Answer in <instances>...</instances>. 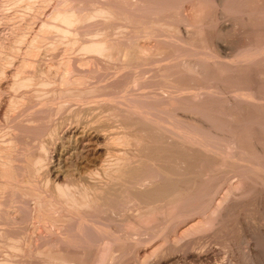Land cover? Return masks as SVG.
I'll use <instances>...</instances> for the list:
<instances>
[{
    "label": "rangeland",
    "instance_id": "1",
    "mask_svg": "<svg viewBox=\"0 0 264 264\" xmlns=\"http://www.w3.org/2000/svg\"><path fill=\"white\" fill-rule=\"evenodd\" d=\"M38 11H39V13H38ZM28 24H30L31 27ZM60 26H64V27H60ZM36 30H38V31H36ZM28 31L30 33H28ZM73 34H74V36H73ZM37 35L41 36V38ZM44 35L47 36L48 38L53 36L52 38H50V39H52V41L47 39V37H45ZM98 35L99 36L101 35V36L99 37ZM104 35H105V37H104ZM81 36H82V38H81ZM129 37H131V38H129ZM103 38L105 41L103 40ZM125 38H126V40L127 39L128 40L126 41ZM81 39H83V40H81ZM109 39H111V40H109ZM86 40H87V42H86ZM84 42H86V43H84ZM91 42L92 43L95 42V43H93V45L96 44V48H95V46L92 45ZM110 43H112V44H110ZM77 45H78V47H77ZM89 45H90V47H89ZM97 45H99V46H97ZM109 46L111 48H109ZM139 46L142 48L144 47V48L142 49ZM146 46H148V47H146ZM14 47H16V48H14ZM46 47L48 49V52H46L47 49H44ZM128 47H129V50H128ZM25 48H26V51H25ZM71 48H73V50ZM134 48H135V50H137L136 52H135V50H133ZM21 49H22V51L20 53L19 51ZM31 50H33V51L36 50L35 51L36 53L31 52ZM89 50H91V51H89ZM130 50L133 53L135 52V54H133ZM27 51L31 52V53L28 52L30 54V57L28 56ZM126 51H128L127 54L130 52L129 53L130 55H131V53L134 56L136 55L135 58L137 57L136 58L137 61L135 60L133 55L132 56L134 59L127 57L128 59H130L133 62L135 60L136 61V62H134L135 64L132 65V63H130V60L123 62V60L125 58L122 59L123 58L122 54L124 52L126 53ZM0 52H1V54H0V66L2 65L1 62L3 64H5L3 62V60H6L5 56L9 57L8 52L10 53L9 55H12L13 54L12 52H14L15 55H13L12 57H15V58L12 59L13 63L11 62L10 66H12V64H13L14 67L15 66L17 67L18 64L15 65V63L20 62L21 60H23L26 57H27L26 59H28V60H30V59L34 60L35 62H33V64H36L40 60L39 61L40 64L38 62L35 65V67L34 66L30 67V68H32V70H29L30 68L27 70L30 72L34 71L33 67L35 68V70H36V68L41 69V68H39V65H42V62H43L44 67L43 66H41V67H43L44 69L42 68V71L43 70L45 71L46 69H48V70H46V72L50 71L51 72L50 76H51V74H53V71L60 72L62 74V76H64L63 77L64 80L66 79V81L62 80V81H64V83H63L61 81V79L59 80V74L60 73L59 74L54 73L53 76L50 77V81L53 80L52 82L54 84L52 82L51 83L47 82V84L48 83L52 84V87H53V92H50V94H49V91H51V90L48 91V90L42 89L43 84L42 85L41 84H39V85L35 84L34 85L35 88L32 87L33 85L31 86L32 88L29 87V89L30 88L32 89V90H30V92L36 91V87H38V86H39V88L42 87V88H40L41 90L39 88H37V89H39V90H37V93L39 92L38 94H40L38 96L42 95L41 91H45V93L47 91L48 94L46 93V95H50L51 98L48 96L49 99L46 98L47 99L46 100L45 98H43V96L45 97L46 95H43L41 97H42V99L45 100V101L43 100L44 102L50 100V102L51 103L53 102V104H51V103L49 104V101H48V103L46 102V105H47L46 106L45 103L43 104L41 101L36 102V100L34 99L35 102L33 100H32L33 102L31 101L33 103V105L30 102L29 104L25 105V106H27V107H25L24 106L25 102H24V104H22V106L20 105L21 103L18 102L20 104L15 103L14 104L15 108H12V110H10V112L8 113L9 117H7L5 119H3V118L6 116L2 115V117H1L2 118V121H1L2 125H0V127H1L0 131L4 132L7 130L8 131L10 130V131L16 132L17 136H18V134H20L19 135L20 138L18 137L19 141H20L19 146H20V148L26 147L24 149H26V150L28 149L29 154H35L37 152V150L40 153L38 146H40L39 144H40L41 140H43L45 137L48 138L52 134L51 135L52 137L50 136L51 138L49 137L48 139L54 140V138L57 137V132H58V129H57V131L55 130V132H56V134H55L54 129H56L57 125L61 124V118H62L61 115H63L64 113H68L70 111V108H73L76 104L77 105L79 104V107H86V108L87 107H91V108L95 107L93 109H96V110H93L90 108V111L87 112L86 114L80 115V117L77 116L72 121H69V122H71V124L72 123L74 124L76 121H78V123H80V122L82 123V120H83L84 123H82V124L80 123L81 125H83V124L84 125H89V124L91 125V121H89V120L91 118H93V119H91L93 121L92 123H95V124L97 123L96 126H98V124L101 123V121H104V120L106 121V119H107L106 122H108L109 125L111 124L110 126H112L111 128H108L109 130H112V132L110 131L111 133L114 132L113 134L119 135L121 140L123 139L124 136L127 138L126 139L124 137L127 141L122 140L120 143H119V141L117 142L118 144H120V148L123 149V151H124L123 153H125V155H127V152L129 151L127 157H129L130 153H131L130 156H133L137 152V147L139 144L137 145L136 142L134 141V140L138 141V139H135V137H137V136H135L136 134H139L138 136L143 135V137L146 139L144 144L149 145V146H147V147H149V153L152 149L153 150L151 153H153V152H155L154 150H156V149H154V148H155V146L158 145V143H156L155 141H154L155 142L154 144L150 143V142H151L154 135L158 136L159 135L158 132L162 131L161 133L163 135L160 134V136H158V139H157V136H154V137H156L154 139H156L157 142H160L156 148L159 149L158 147L160 145H163V144H164V147H166V146L169 147V146L175 145L177 147H180V146L184 147L187 150L190 148L188 151L182 148L183 151H185V152H183L182 150L181 151L183 154L185 153V155H187V157L190 155L189 156L190 158L189 157L188 158H189V161L191 160L190 162L193 165V167H190L191 164L187 160L186 162L182 161V163H183V165L185 163L190 164V165L185 164V166H187L186 168H188V170L184 169L185 166H184V168L179 166L177 169H179L178 171H181L182 174H184V176L188 177V179H190V177H192L191 175L194 174L193 175L194 177H192V179H190L193 181V182L190 181V183H191V186H193V188H194V189L191 188V190L193 189V191H191L192 194L190 191L188 192L190 194L187 193L189 196H187V194L184 193V195L185 194L186 195L182 196V197H185V198H183V200L180 202L179 201L176 202V206H177V203L179 202L177 207L174 204L172 206V208H170L171 210H168L169 208L167 210H164V212L168 211L167 213L165 212V215H163L164 218L161 217L162 215L161 216L157 215L160 213L159 212V213H156L157 216L152 214L156 218H154V216H149L146 219L144 218L145 220L140 219V218H138V219L136 218L137 220H133L134 218H132L133 215H131V213L133 212L132 214H134L135 210H137V207L132 200L128 199L129 197L128 198L126 197L127 194L124 193L126 196L125 195H123V196H125L127 199H123L121 201V198H124V197H120L119 199H120L122 204L119 203L120 201L118 199L119 202L116 203V207H113L114 211L115 212L117 211L116 214H115V212H114V214L119 216V219H117L116 218L117 216H114L115 217L114 218L112 215V219L115 222L112 219H111V221H112V223L114 222L115 224H111V221L109 219V213L108 214L104 213L102 207H101L102 208L101 212H97L100 210V207L97 208L98 206L93 207V209H92V210H96V211H92L88 208L87 209L84 208L85 211L90 210L89 212L88 211L85 212L83 208H82L83 210H81V207H80V209H79V207L76 208V206L74 207L73 204H72V207L70 206V204H69V206H67V204L69 202L66 201V199L64 200V199L60 198V199H62V200H60L59 198H57L60 200L59 202H57L58 200L56 198L52 197V199L53 200L55 199L56 201L51 200V198L48 197L49 195L47 192L44 193L45 196L43 194L42 195L45 198L48 197L50 202L44 201L43 197H42L43 199L41 197H39L42 200L41 199L38 200V196H35V197L27 196L28 198H30L29 199L30 201L27 200L28 198H26L25 204L27 203V201H29L30 203H29V206H28V204H26V207L27 206L29 208L33 207L34 209L32 208V210H30L28 207L25 208L24 204H22L20 201L19 202H20L21 206H20V204H18L19 202L14 203L15 204V206H14V204H12V202L9 203V200H6L9 197L7 196L8 197L7 198L6 196H4L5 193L3 194V192L6 189L3 190V188H0V196H2V194L4 196V197L2 196L0 199V204H1L0 205V210H1L0 214H2V215H0V221L2 222V223L0 222V224L3 226V227L0 226V230H1L0 231V249L2 251H4L7 248V252H8L9 246L12 245V243L10 242V239L13 237V236H11V238H10L9 236L13 234L12 231H14V234H16L17 233L16 230L18 229L19 230L18 233L19 234L22 233L21 238H20V235L17 233L19 237L15 236L13 234L16 239H14V237L12 239H14L15 241L17 240L20 243V247H23L22 245H25V243H27V241H28V243L26 245H27V248L30 252H31V250L34 251V248L37 249L38 247L40 248V249L38 248L39 251L40 250L42 251L41 253L39 251L31 252V253H35V254H32V256L27 255L30 252L27 251V249L25 247L26 245L24 246V249H26L25 251L28 253H26V252H19V253L15 252L13 254V252L10 251L11 253L7 255L6 251H4L5 253H2V251L0 250V252H1L0 253V264H32V263L34 264L35 262H36L35 264H83V263L94 264L93 261L96 262L97 259H99L98 249H99L100 245H98V244L102 245V242H101L102 237H100V236H103V240H104L103 243H104L105 241L109 240V237L111 239L113 238L112 241H115L114 237H116L117 235H118L117 236L118 238H116L115 242L117 243V241H118V243L116 245V243L112 242L114 245H116V248L112 247L114 245L111 246V248L113 250L112 249L109 250L108 253H110V256H105V258H107L105 261H108L106 264H108L109 262L111 264H137V263H139V264H143V263L144 264H224V263L247 264L248 262L250 264H264V206H263V204H264V177H263L264 176L263 175L264 174V167H263L264 166V0H0ZM24 52H26L27 54H25ZM109 52H110V54H109ZM141 52H142V54H140ZM22 53H24L25 55ZM125 53H124V57H126L125 55H127ZM136 53L139 54V56L140 55L141 56L139 57ZM184 53H186V54H184ZM16 54H17V56H16ZM91 54L95 55V56H92ZM144 54L147 57L143 56ZM149 54H150V56H149ZM160 54H162V55H160ZM42 55H44V56L42 57ZM53 55H55V56H53ZM66 55H68V56H66ZM74 55H75V57H77L76 59H75ZM86 55H88V57ZM32 56H36V57H34V59H33ZM63 56H64V59H63ZM103 56H105L106 58ZM16 57H18V58L16 59ZM44 57H45V59H44ZM89 57H91L93 60L90 59ZM10 58H11V56H10ZM21 58H23V59H21ZM51 58H52V60H51ZM69 58L71 61L69 60ZM86 58L89 60H87ZM18 59H20V60H18ZM82 59H84V60H82ZM95 59H97V60H95ZM14 60H16V61L18 60V62L14 61ZM125 60H127V59H125ZM201 60H203V61H201ZM64 61L67 63L64 64L65 63ZM96 61H97V63H96ZM108 61H110V62H108ZM167 61H169V62H167ZM197 61H199V62H197ZM55 62H56V64H55ZM72 62H73V64H72ZM93 63H95V64H93ZM98 63H100L101 65ZM128 63L131 66H127ZM136 63H138V64H136ZM144 63H146V64H144ZM194 63L195 64L198 63V64L195 65ZM180 64H181V66H180ZM136 65H138L139 67ZM164 65H165V67H167L169 69L165 68ZM166 65H168V66H166ZM184 65H185V67H184ZM202 65L204 67H201ZM75 66L77 68L76 71L74 68ZM120 66L122 68H125L126 66L127 67L125 69H122ZM140 66H142V67L140 68ZM195 66H197V67H195ZM189 67H191V68H189ZM59 68H61V69H59ZM80 68H82V69H80ZM98 68L100 70H98ZM49 69H51V70H49ZM188 69H190V71H188ZM191 69H194L195 71L191 70ZM62 70L66 73L64 74V72ZM125 70H128V71H125ZM135 70L136 71L138 70L139 74H136ZM44 71L41 75H43L45 77L46 74L44 75ZM74 71L77 73H75ZM196 71H197V73H196ZM69 72L71 73L70 76H69V74H70ZM79 72L80 73L84 72L85 74L82 73V75H81ZM142 72H145V73H142ZM129 73H130V75L131 74L132 75L130 76ZM47 74H48V76H46V78L49 77L48 72H47ZM57 74H58V76H56ZM54 75L57 77V78L55 77V79H57L59 81L56 80V82H54L55 81ZM139 75H140V77L142 75V77L140 78ZM62 76H60V77L62 78ZM125 76H127V77H125ZM44 77H43V79H45ZM84 77H86L87 80ZM132 77L136 81H138L140 79L139 82L135 83V84L131 83V82H134L131 80ZM161 78H162V80H161ZM164 78H166V79H164ZM8 79H11V78L9 77ZM89 79H91V80H89ZM99 79H100V81H99ZM101 79L104 81L102 82ZM150 79H152V80H150ZM80 80H82V82H80ZM129 80H131L130 84L128 82ZM12 81H14V79H12ZM76 81L79 85L76 83ZM166 81L170 84H168V83H166L167 85L163 84ZM61 82H62V84H61ZM93 82H95V83H93ZM159 83H161V84H159ZM89 84H91V85H89ZM131 84H133L132 85L133 87L131 86ZM136 84H137V86H136ZM149 84H150V86H149ZM179 84H181V86H179ZM48 85H47V88L45 87V89L51 88V87L49 88L50 85L49 86ZM82 85H84L85 88ZM197 85H199V86H197ZM201 85H203V86H201ZM57 86H59L58 90L61 88V91L57 90ZM129 86H131L133 89ZM140 86H142V87H140ZM169 86H170V88H169ZM174 86H175V88H174ZM67 87H68V89H67ZM138 87L141 88V90L138 89ZM202 87H203V89H202ZM26 88L28 90V87H26ZM64 88H65V90H64ZM147 88H148V90H147ZM200 88H201V90H200ZM18 89L20 91V88H18ZM25 89H23V91L21 89L20 92L24 94ZM105 89H107V90H105ZM215 89H216V91H215ZM89 90H91V91H89ZM93 90H95V91H93ZM54 91H56V92H54ZM65 91H66V93H63ZM149 91H150V93H149ZM37 93L34 92L33 95L37 94ZM58 93L61 95L59 96ZM72 93H73V96H72ZM85 93H86V95L84 96ZM113 93H114V95H113ZM146 93H147V95L150 94L152 96V98L150 97V95L147 96ZM65 94H66V96H65ZM103 94H105V95H103ZM106 94H107V96H106ZM233 94H234V96H233ZM17 95L20 96V94H18V92H17ZM63 95H64V97H62ZM87 95H89L90 97H88ZM93 95H95L96 97ZM38 96L34 95L33 98H35V97L37 98ZM79 96H80V98H79ZM133 96H135V97H133ZM136 96L138 98H136ZM41 97L37 98V100H39ZM93 97H95V98H93ZM115 97H117V98H115ZM187 97L188 98L191 97V98H189V100H188ZM128 98H129V101H128ZM242 98H246L247 101L243 100ZM51 99L52 100L54 99V100L52 101ZM77 99H78V102H77ZM131 99H133V100H131ZM236 99H237V101H236ZM63 101H64V104H63ZM129 102H131L132 104ZM135 102L137 105L139 104L140 106L135 105ZM142 102H143V104H142ZM35 103H36V105H35ZM72 103L73 104L76 103V104L74 106H72L71 105ZM101 103L102 104L104 103V104L101 105ZM170 103L172 105H170ZM252 103H255V104H252ZM17 104L20 105L22 108H20V106H18ZM37 104H39V106ZM41 104H42V106H41ZM111 104L113 106L115 105L117 108H115V106L113 107ZM67 105L70 106V108L64 109L65 107L68 108ZM77 105H76V107H77ZM100 105H101V108L99 107ZM128 105H130V106H128ZM108 106H110V107H108ZM97 107L100 108L99 111H98ZM147 107L150 110L147 109L148 111L147 110L145 111V108H147ZM29 108H30V110H29ZM42 109H43V111H42ZM61 109H63V110H61ZM119 109H121V110H119ZM127 109L129 110L130 114L127 111ZM13 110L15 112H13ZM47 110L49 111V113ZM91 110H92V112H91ZM65 111H67V112H65ZM134 111H135V113H134ZM140 111H142V112H140ZM153 111H155V112H153ZM173 111H175V112H173ZM93 112H95V113H93ZM107 112H108V114L111 113L112 115L109 114V116H108ZM170 112L172 113V115ZM40 113H42V114H40ZM50 113H52V114H50ZM57 113H59V114H57ZM149 113H150V115H149ZM11 114H12V116H11ZM18 114H19V116H18ZM20 114H21V117H20ZM38 114H40V115H38ZM69 114H70V112H69ZM90 114H91V116H89ZM102 114H105V115L102 116ZM121 114L123 117H121ZM28 115H30V116H28ZM34 115H36V116H34ZM51 115L53 116V118H51L52 117ZM166 115H167V117H165ZM173 115H174V117H172ZM190 115H191L190 118L192 120L189 119ZM93 116H95L96 118ZM105 116L106 117L108 116V117L106 118ZM147 116L151 120L149 118H146ZM168 116L169 117L171 116V118H168ZM18 117H19V119H18ZM28 117H30L29 118L30 120L27 119ZM38 117H40V118H38ZM54 117H56V118H54ZM158 117H160V118L157 119ZM100 118H102V119L105 118V119L102 120ZM110 118L112 119V122L110 121L111 120ZM140 118L141 119L143 118L142 121ZM173 118H176V119H173ZM178 118H180L179 120H182L183 118L184 119L182 121H178ZM32 119H34V120H32ZM94 119H96V120H94ZM120 119H122V120H120ZM153 119L156 121H154ZM160 119H164V120L166 119V122L171 120V122H168L169 123L168 124L166 122H163L164 120H160ZM185 119L187 120L186 122H185ZM193 119L195 121L197 119L196 123L193 122L194 121ZM50 120H54L55 122L54 121L51 122ZM133 120H136V121L134 122ZM3 121H4V124H3ZM58 121H59V123H58ZM85 121H87V122H85ZM95 121H97V122H95ZM98 121H100V122H98ZM113 121L115 123H113ZM120 121H123L126 124V126L127 125L128 126L127 127L124 126L125 124L123 122L121 123ZM144 121H147V122L145 123ZM174 121H177V122H174ZM31 122H33V123H31ZM69 122H67V123H69ZM106 122H104V123H106ZM6 123H9V124H6ZM56 123H58V124H56ZM65 123H66V121H65ZM65 123H63V124L65 125ZM133 123H135V124L139 123V129H140L141 133L139 132V129L137 130L138 124L135 126V125H133ZM175 123H176V125H175ZM198 123L200 125H197ZM48 124H49V126H48ZM63 124H61V125H63ZM145 124L147 125V127L149 126L151 129L153 128V131L151 129H148V128L146 129V131H147L146 135H149V137L151 135L152 138L151 137L149 138L148 136L146 137L145 133L142 134V132L145 129L143 131H141L140 126L142 127V129L144 128V126L146 128ZM161 124H162V126H161ZM27 125L28 126L30 125L29 126L30 128ZM53 125H55V126H53ZM61 125L57 126V128H60ZM113 125H116V126H113ZM131 125H132V127H131ZM185 125H186V128H185ZM17 126H19V127H17ZM92 126H95V125H92ZM129 126L131 128H129ZM166 126H168V127H166ZM7 127H8V129H7ZM13 127H15V128H13ZM53 127H55V128H53ZM113 127L115 129H113ZM123 127H125V128H123ZM33 128H35V129H33ZM126 128H128V129H126ZM160 128H161V130H160ZM51 129L53 130L54 133H52V131H50ZM108 129H107V131H104V132L110 133ZM130 129H132V130H130ZM154 129H156L157 131L155 130L156 132H154ZM165 129H167L166 131H168L169 133L166 132ZM128 130H130L129 131L130 133H128ZM135 130L138 131L139 133L136 132ZM169 130H171V131H169ZM208 130L211 132H209ZM150 131L154 132V134L152 132L150 133ZM172 131H173V134L175 133L174 135L176 137L173 134H171ZM50 132H51V134H50ZM124 132L125 133L127 132V133L125 134ZM148 132H149V134H148ZM120 133H122V134H120ZM132 133L133 134L136 133V134L133 135ZM41 134H43V135H41ZM130 134L133 137L135 136L134 140L132 139L133 137ZM165 134H166V136H165ZM212 134H213V136H212ZM33 135H35V136H33ZM53 135L56 137H54ZM126 135L129 136L130 138H128ZM39 136H40V138H39ZM119 136H115V138L119 139ZM167 136H169V137L166 138ZM182 136L186 141L182 138ZM186 136H188V137H186ZM178 137H181L182 139L178 138ZM190 137H191V139H190ZM116 139H115V142L117 141ZM159 139H162V141H164V143L161 144V141ZM26 140H28V141H26ZM153 140H152V142H153ZM167 140L169 142L173 141V143L170 142L171 145L170 144L167 145L166 144L168 142ZM177 140H178V142L180 141L179 143L181 145L177 142ZM233 140L236 142H234ZM32 141H34V142H32ZM132 141H133V143H132ZM147 141H150V142L146 143ZM125 142H128L129 145H128V143L126 144ZM134 142H135L136 147H133ZM231 142H232V144H231ZM28 144L29 145L31 144L32 146L31 145L29 146ZM132 144H133V146H132ZM150 144H152V145L150 146ZM165 144H166V146H165ZM146 145H145V147H146ZM153 145H155V146H153ZM210 146H211V148H210ZM125 147H127V148H125ZM150 147H151V150H150ZM50 150L51 149H49V152H50ZM146 150H147V148H146ZM237 151H239V152H237ZM38 152L36 154H38ZM44 152L42 154L45 156L47 153L46 152L44 153ZM2 153H3V155H5V152H2ZM2 153L0 150V156L2 155ZM227 154H229V155L231 154L230 155L231 157H229V155H227ZM203 155H205L206 157ZM207 155H208V157H207ZM221 155H222V157H221ZM2 156L0 158V160H1L0 165H2L3 164L2 161H4L3 160L4 156H3V159H2ZM209 156H210L211 160H212V158L214 160L210 162ZM201 157H203V158H201ZM204 158L205 159L208 158L209 160L208 159L205 160ZM216 159H218L217 160L218 167H217V164H215ZM45 162L46 161H44V163H43L44 165L40 171H42L45 168V166H46ZM163 163H166V162H161V164L165 168L168 167L167 165L170 164L168 162L169 164L167 163L164 166ZM180 163L181 162H179L178 165H180ZM198 163H200V164H198ZM194 164H196V165H194ZM170 165H169V167H170ZM183 165H181V166H183ZM199 165H200V168H199ZM205 166H207V167L205 168ZM210 167H211V169H210ZM219 167L222 169H220ZM149 168L145 169V170H150L151 171L150 174L154 175L155 173L153 171H155V169L153 167H149ZM189 168H191V170L193 169V171H192L193 173H191ZM240 168H241V170H240ZM199 169H200V171H199ZM185 170L188 173L190 172L191 174L190 173L185 174ZM197 170L200 172V176H202V178L200 176H198L199 172H197ZM206 170L209 172H207ZM234 170H236V171H234ZM194 171L197 172L196 173L197 176L195 175ZM203 171L205 172L203 174L206 175V173H207L206 176L205 175L203 176V174H202ZM250 172H251V174H249ZM146 173L149 174L148 171ZM24 174L26 175V173H24ZM38 174H39V172H38ZM260 174H262V175H260ZM12 176H13V174H12ZM238 177H240V178H238ZM194 178L196 179L195 184H194V180H193ZM197 179H198V181H197ZM199 179H201V180L199 181ZM251 180H252V182H251ZM12 183H14V181H12ZM15 184L16 183L12 184L11 188H15ZM238 184H239V186H238ZM20 185H21V183H20ZM231 185H234V186H231ZM242 185H243V187H242ZM24 186H27V184L25 183ZM27 187L24 188L21 185V187H19V190H18V187H16V189L18 190V192L25 193V190H23V189H26V192H27V190L29 189ZM20 188H22V189H20ZM238 188H239V190H238ZM16 189H15V191H16ZM21 190H23V191H21ZM236 192H237V194H236ZM46 194L48 195L47 197H46ZM228 198H229V200H228ZM231 198H233V199H231ZM35 200H37V201H35ZM1 201L7 202L6 206H5V204H3L4 202L1 203ZM39 201H41V203H42V201L45 202L43 204L44 208L42 207V204ZM61 201H63V202H61ZM60 202L63 203L62 206H61ZM241 202H242V204L240 206ZM8 203H9V207L7 206ZM113 203L115 204V202H113ZM128 203H129V206H128ZM219 203H220V206H219ZM10 204H12L13 207L10 206ZM17 204H18V206H17ZM33 204H34V206H33ZM59 204H60V206H59ZM132 204H134L133 208H132ZM230 204H231V206H230ZM237 204H238V206H237ZM50 206H51V208H49ZM224 206H226V207H224ZM6 207H8V208H6ZM22 207H23V210H20V208H22ZM59 207H62V208H59ZM219 207H220V210H219ZM222 207L225 208V212H224V208L222 209ZM69 208H70V210H69ZM90 208H92V207H90ZM95 208H97V209H95ZM118 208H120V210ZM216 208H218V210H217L218 213L217 212L214 213V210ZM62 209H64V210L62 211ZM65 209H67V211ZM72 209L74 210V212ZM25 210H27L28 212ZM50 210L53 213H51ZM71 210H72L73 214L70 212ZM78 210H80L81 212L83 211L85 214L83 212H82L83 213L82 214ZM178 210L180 212H178ZM221 210L223 212L222 215H221ZM6 211L9 213V214L6 213V215H8V216L5 215ZM20 211L22 212V214ZM40 211L41 212L43 211L42 214L43 215L45 214V215L42 216ZM57 211H59V212L57 213ZM26 212H27V214H26ZM32 212H34L33 213L34 219L32 216ZM124 212H125V214H124ZM127 212L130 213V215H129V213L127 215L131 216L132 220L130 217L126 216V218L130 222H127V224H125L124 220H123V222L121 221V218L123 216V218L126 221L127 219L125 218V215ZM173 212H174L175 218L172 216ZM188 212H189V214H188ZM212 212H213V214H212ZM231 212H233V213H231ZM64 213H65V215H63ZM170 213H171V215H170ZM240 213H241V215H240ZM3 214H4V216H3ZM10 214H11V217L9 219ZM89 214H91V215L93 214V215L91 216ZM111 214L112 213H110V215ZM160 214H163V212H161ZM180 214H181V216H180ZM16 215H17V217H15ZM39 215L41 218L39 217ZM62 215H63V217H62ZM85 215H87V216H85ZM216 215L221 216V217L220 218L218 216L216 217ZM12 216H14V217L12 218ZM20 216H21V218L16 220ZM27 216H29L28 218L30 221L28 223H27L28 218L25 219ZM101 216H102V220H101ZM167 216L169 217V219ZM223 216H224V218H223ZM22 217H23V219H22ZM106 217L109 219L110 223L108 221H106L107 220ZM133 217H135V215ZM176 217H177V219H176ZM11 218H12V220L15 218L13 220V222H12ZM62 218H63V220H62ZM159 218L163 219L162 222ZM190 218H192V219H190ZM211 218L212 219L215 218V220H217L219 222L214 220L217 223L216 224L213 220H211ZM218 218H219V220H218ZM41 219H42V221H41ZM48 219H50V220H48ZM85 219H88L87 220L88 223L86 222ZM89 219H93V220H89ZM165 219L166 220L168 219V220L166 221ZM20 220L25 221V223L20 222V224L23 226H21V225L18 226L19 225L18 222ZM51 220H52V222H51ZM79 220L81 222L84 220V224H82L83 222L81 223L83 225L82 227H84V228H82V227L78 228V225L81 226V224H79L80 223ZM147 220H150V221H147ZM185 220H186V222H185ZM188 220L190 222H192L193 220H196V221L199 220L202 222V223H200L201 225L203 224V222H209V220H211L210 223H212V221L214 223H212V227L210 225H209L210 227H208V225H204V226L200 225L202 227L201 228L202 231H201V229H198L199 231L198 230L196 231L194 229V231H193L192 230L193 228L190 227L189 230H191L192 231L191 232L188 230V226L190 225V222ZM220 220H221V223H220ZM92 221L97 223V225L93 224ZM14 222L16 223V225L18 227L13 230L12 228H15V226H16L14 224ZM39 222H41V223H39ZM65 222L67 223L68 227H67ZM71 222L73 225L75 224L74 226L77 229V230L76 229L75 230L77 231V233H79V236L77 237V241H78V239L82 240L85 238V240H83V243H85V246H84L85 248L84 247L82 248V245H83V244L81 245L82 242L81 243L77 242V244L74 243V242H76V240L73 241V243L71 242L72 247L75 245H77L76 247L81 246V248H78L79 250L76 248L77 249V251H76V249H75V253H76L75 255L76 256H74V257H73L74 250L72 249L73 252L71 253L72 250L69 247L70 243L68 244V242H66L65 239L63 240L65 242V244L66 243L68 244V246L66 244V246H67L66 248H68V249H66L63 246L64 242L61 241V239H63V238H60V235H58L59 237H57V238L54 237V235H53V233L54 234H56V233L62 234L64 232L63 234L66 233L65 234L66 236L68 235V237H70V236L73 237V238H69V239H71V241L74 240L75 236L70 235V233L72 231H74V232H76V231L73 230L74 226L71 225ZM76 222H79V223L77 224ZM105 222H107V224H105ZM142 222H143V225L142 224H140V225H141V227L145 226L143 228L144 231L142 229H139V228H141L139 224H138L139 228L136 224H133V223H142ZM168 222L170 224H168ZM173 222H174V224H173ZM183 222H184V224H183ZM123 223H124V225H123ZM163 223H165V225H163ZM193 223H194V221H193ZM48 224L49 225L51 224L52 226L53 225L54 226L53 227L51 226V229L45 230L49 226ZM103 224H105V225H103ZM128 224H130V226ZM160 224H162V225H160ZM214 224L216 226H214ZM8 225H9L10 229H9ZM46 225H47V227H46ZM69 225H71V226H69ZM87 225H88V227H87ZM93 225H95V226H93ZM107 225H108V228H107ZM135 225L137 226L138 229L135 228L136 227ZM217 225H218V227H217ZM91 226H92V228H91ZM98 226H99V228H101L100 230L98 229ZM126 226L128 229H126ZM131 226H133V227H131ZM21 227H23V228L21 229ZM65 227H67L69 229H66ZM70 227H72V228H70ZM95 227H97L96 230L98 229V231L94 230ZM112 227L113 228L115 227V228L113 229ZM155 227H156V229H155ZM157 227H159V228L161 227V228L159 229ZM49 228H50V226H49ZM52 228H54V229H52ZM58 228L61 230H59ZM64 228L66 230H68L69 233L67 231H64L65 230ZM111 228H112V230H111ZM129 228H131V229H129ZM70 229H72V230H70ZM102 229L105 232H103ZM37 230H39V231H37ZM116 230H117V233H115ZM123 230H124V232H123ZM140 230H142V231H140ZM170 230L172 232H170ZM182 230H184V232L188 230L187 231L188 233L185 232L187 235ZM10 231H11V233H9ZM42 231H44L45 233ZM50 231L51 232L53 231V233H51ZM108 231H110V233L113 231H115V232L111 233V236H109L110 233H108ZM146 231L149 233L151 232L152 235L149 233H145ZM153 231H155V233ZM160 231L163 234H161ZM1 232H2V234H1ZM81 232H82V234H81ZM106 232L108 234H106ZM164 232H166V233H164ZM100 233H102V234H100ZM48 234H50L52 237H54V238L51 237L53 240L50 239V235H48ZM57 234L55 236H57ZM125 234H127V235H125ZM134 234H136L137 236H135ZM188 234H189V236H188ZM28 235L29 236L31 235L32 237L27 238ZM65 235H64V237H65ZM74 235H76V234H74ZM114 235H116V236H114ZM130 235H133V236L130 237ZM146 235L151 236V237L149 238ZM157 235H158V239H157ZM182 235H184V236H182ZM43 236L45 237V239L42 238ZM119 236L121 238H119ZM178 236H180V237H178ZM6 237H8V238H6ZM24 237H26L27 239ZM46 237L49 238L47 241H46V239H47ZM68 237H66V238H68ZM142 237H144L145 239L144 238H143L144 240L141 239ZM23 238L27 241L24 242ZM32 238L34 239L33 243H31ZM38 238H42L43 240L42 239L41 240L45 241V242L41 241L42 242V244H41L40 240L38 241ZM58 238H60V240H59L60 242L58 241ZM54 239L56 240L55 242H54ZM86 239H90V240H86ZM120 239L123 242L122 243L120 241L121 244L119 243ZM150 239H152V240H150ZM130 240H132V241H130ZM145 240H146V242H145ZM48 241H49V243H48ZM57 241L59 243H56ZM4 242H6V243H4ZM129 242H131L130 245L132 247H130ZM43 243H45V244H43ZM110 243H111V241H110ZM142 243H143V245H142ZM29 244L31 245V247L35 246V245H37V246L40 245V246H38L37 248L34 247L33 249H31ZM50 244L52 246L47 247V245H50ZM78 244H80V245H78ZM118 244H119V246H118ZM87 245H88V247H86ZM127 245H129V247H127ZM136 245H138V246H136ZM174 245H175V247H174ZM89 246H92V247H90V249H89ZM172 246L174 248H172ZM51 247H52V250H51ZM93 247H96V248H93ZM44 248H46V249H44ZM62 248H65V249L63 250ZM144 248L149 251V254L144 255L142 253V250ZM60 249H62V250H60ZM82 249L85 251V253L83 255H80L84 252V251H82ZM136 249H138V250H136ZM156 249H158V250H156ZM164 249H165V251H164ZM65 250L66 251L68 250V252L66 253ZM87 250L89 251L88 253H86ZM92 250H93V252H92ZM60 251H62V253H59ZM90 251L92 253H90ZM113 251H115V252L112 253ZM151 251L153 254L151 253ZM77 252H78V254H77ZM95 252H98V254ZM125 252L127 255H125ZM250 252H253V253L248 254ZM38 253H40V254H38ZM68 253H71V254H69L70 256H67ZM93 253H95V254H93ZM198 253H203V257H202L203 260L202 259L201 260H197V259L195 260V258H193V256L197 255ZM254 253H256V259L260 263L256 261L255 257H253L255 255ZM16 254H18V255H16ZM22 254H23V256H21ZM89 254H91V255H89ZM92 254H93V256L95 255V257H93ZM111 254H112V256H111ZM247 254L249 257L250 256L251 257L247 258L248 257ZM244 256L249 261L246 260L244 258ZM28 257H30V258L28 259ZM110 257H111V260H109ZM119 258H121V259H119ZM252 258H253V260L255 259L254 260L255 262L252 260ZM34 260H36V261H34ZM158 261H160V262H158ZM251 261H253V262L251 263ZM97 262H99V261H97ZM97 262L95 264H98Z\"/></svg>",
    "mask_w": 264,
    "mask_h": 264
},
{
    "label": "bare ground",
    "instance_id": "2",
    "mask_svg": "<svg viewBox=\"0 0 264 264\" xmlns=\"http://www.w3.org/2000/svg\"><path fill=\"white\" fill-rule=\"evenodd\" d=\"M56 8V7H55ZM65 11V10H64ZM63 12V11H62ZM38 13H39V11H38ZM61 13V12H60ZM51 15V14H50ZM36 16V15H35ZM44 16V15H43ZM48 17V16H47ZM49 22V21H48ZM30 23V22H29ZM47 23V22H46ZM51 23V22H50ZM24 25V24H23ZM29 26H30V24H28ZM32 25V24H31ZM56 25V24H55ZM59 25V24H58ZM57 25V26H58ZM20 26V25H19ZM28 26V27H29ZM43 26V25H42ZM31 27V26H30ZM33 27V26H32ZM60 27H64V26H60ZM22 29V28H21ZM33 29V28H32ZM17 30V29H16ZM39 30V29H38ZM38 30H36V31H38ZM45 30V29H44ZM26 31V30H25ZM6 32V31H5ZM48 32V31H47ZM25 33V32H24ZM23 33V34H24ZM27 33V32H26ZM28 33H30L29 31H28ZM78 33V32H77ZM39 34V33H38ZM41 34V33H40ZM54 34V33H53ZM81 34V33H80ZM30 35V34H29ZM46 35V34H45ZM44 35V36H45ZM27 36V35H26ZM37 36H39V35H37ZM73 36H74V34H73ZM99 36V35H98ZM101 36V35H100ZM99 36V37H100ZM32 37V36H31ZM40 38H41V36H39ZM45 37H47V36H45ZM53 37V36H52ZM52 37H50V38H52ZM55 37V36H54ZM104 37H105V35H104ZM108 37V36H107ZM138 37V36H137ZM50 38H48L47 37V39H49V40H51L52 41V39H50ZM65 38V37H64ZM68 38V37H67ZM81 38H82V36H81ZM129 38H131V37H129ZM101 39V38H100ZM106 39V38H105ZM81 40H83V39H81ZM80 40V41H81ZM103 40H104V38H103ZM109 40H111V39H109ZM125 40H126V38H125ZM128 40V39H127ZM126 40V41H127ZM9 41V40H8ZM27 41V40H26ZM40 41V40H39ZM55 41V40H54ZM58 41V40H57ZM75 41V40H74ZM93 41V40H92ZM98 41V40H97ZM96 41V42H97ZM105 41V40H104ZM108 41V40H107ZM106 41V42H107ZM37 42V41H36ZM49 42V41H48ZM65 42V41H64ZM63 42V43H64ZM86 42H87V40H86ZM86 42H84V43H86ZM89 42V41H88ZM123 42V41H122ZM2 43V42H1ZM10 43V42H9ZM55 43V42H54ZM73 43V42H72ZM77 43V42H76ZM92 43V42H91ZM93 43H95V42H93ZM93 43H92V45H93ZM109 43V42H108ZM139 43V42H138ZM4 44V43H3ZM57 44V43H56ZM80 44V43H79ZM89 44V43H88ZM105 44V43H104ZM107 44V43H106ZM110 44H112V43H110ZM39 45V44H38ZM123 45V44H122ZM140 45V44H139ZM147 45V44H146ZM16 46V45H15ZM48 46V45H47ZM56 46V45H55ZM93 46H95V48H96V44L95 45H93ZM97 46H99V45H97ZM142 46V45H141ZM145 46V45H144ZM3 47V46H2ZM57 47V46H56ZM73 47V46H72ZM77 47H78V45H77ZM89 47H90V45H89ZM122 47V46H121ZM140 47V46H139ZM146 47H148V46H146ZM10 48V47H9ZM14 48H16V47H14ZM85 48V47H84ZM106 48V47H105ZM109 48H111L110 46H109ZM140 48H142V47H140ZM144 48V47H143ZM142 48V49H143ZM24 49V48H23ZM44 49H47V47L46 48H44ZM72 50H73V48H71ZM131 49V48H130ZM141 49V50H142ZM153 49V48H152ZM30 50V49H29ZM50 50V49H49ZM55 50V49H54ZM67 50V49H66ZM92 50V49H91ZM91 50H89V51H91ZM126 50V49H125ZM124 50V51H125ZM128 50H129V47H128ZM133 50H135V48L133 49ZM145 50V49H144ZM151 50V49H150ZM6 51V50H5ZM11 51V50H10ZM14 51V50H13ZM21 51H22V49L19 51L20 53H21ZM25 51H26V48H25ZM36 50H31V52H35ZM45 51V50H44ZM98 51V50H97ZM131 51V50H130ZM137 50H135V52H136ZM139 51V50H138ZM146 51V50H145ZM31 53L30 51H27V53ZM40 52V51H39ZM46 52H48V49H47V51ZM45 52V53H46ZM53 52V51H52ZM55 52V51H54ZM62 52V51H61ZM66 52V51H65ZM64 52V53H65ZM112 52V51H111ZM119 52V51H118ZM127 52L128 51H126V53L125 54H127ZM132 52V51H131ZM135 52L133 53V54H135ZM143 52V51H142ZM142 52L140 53V54H142ZM161 52V51H160ZM185 52V51H184ZM197 52V51H196ZM5 53V52H4ZM13 54L12 55H9L10 53L8 52V56L9 57H6L5 56V58H6V60H3V62L5 63V64H3L2 62H1V66H0V125H2L1 124V121H2V115L3 116H6V117H4L3 119H5V118H7V117H9L8 115V113L10 112V110H12V108H15V106H14V104L15 103H18V102H20V103H18V104H20L21 106H22V104H24V102H25V104H24V106L25 105H27V104H29L32 100L35 102V100H36V102L37 101H41L43 104L45 103V105H46V102L48 103V101H49V104L51 103L50 102V100H48V101H46V102H44L45 100L44 99H42V97L41 96H43V95H46V93L48 94V92L46 91V93H45V91H41V93H42V95L41 96H38V95H40V94H38L37 93V90H39L40 88H42V87H40L39 88V86L38 87H36V91H34L35 93H37V94H34V95H36V96H38L37 98H39V97H41L39 100H37V98L35 97V98H33L34 97V95H33V91L32 92H30V90H32L31 88L32 87H34L35 88V84H43V88L42 89H44V90H51V91H49V94H50V92H53V87H52V84H50L52 81H50V77L51 76H53V74L54 73H60V72H55V71H53V74H51V76H50V71H47L48 73H49V77H47L46 78V76H48V74H47V72H46V70H48V69H46L45 71H44V75L46 74V76L44 77L43 75H41L42 73H43V71H42V68L44 67L43 66V62H42V65H39L40 64V60L38 61L39 62V68H41V69H37L36 68V70H35V65L38 63H36V64H33V62H35L34 60H28V59H26V58H21V59H23V60H21L20 62H18V60H20V59H18L17 61L16 60H14V61H16V62H18V63H15V65H17V67L15 66L14 67V65L12 64V66H10L11 64V62L13 63V61H12V59L13 58H15V57H12L13 55H15L14 54V52H12ZM19 53V54H20ZM25 54H27L26 52H24ZM24 53H22V54H24ZM28 53V56L30 57V54ZM36 53V52H35ZM41 53V52H40ZM44 53V52H43ZM58 53V52H57ZM87 53V52H86ZM124 53L122 54L123 55V58L122 59H127V60H123V62L124 61H129L130 59H128V58H132V59H134L135 58V56L131 53V55L128 53L127 55H125L126 57H124ZM144 53V52H143ZM150 53V52H149ZM153 53V52H152ZM0 54H1V52H0ZM24 54V55H25ZM53 54V53H52ZM56 54V53H55ZM59 54V53H58ZM68 54V53H67ZM75 54V53H74ZM81 54V53H80ZM109 54H110V52H109ZM137 54V53H136ZM147 54V53H146ZM184 54H186V53H184ZM201 54V53H200ZM40 55V54H39ZM49 55V54H48ZM69 55V54H68ZM68 55H66V56H68ZM92 55V54H91ZM134 56V58H133V56ZM138 56H139V54H137ZM159 55V54H158ZM160 55H162V54H160ZM10 56H11V58H10ZM16 56H17V54H16ZM44 55H42V57H43ZM53 56H55V55H53ZM61 56V55H60ZM78 56V55H77ZM87 57H88V55H86ZM90 56V55H89ZM92 56H95V55H92ZM91 56V57H92ZM141 56V55H140ZM139 56V57H140ZM143 56H146L145 54L143 55ZM149 56H150V54H149ZM202 56V55H201ZM25 57V56H24ZM33 57V59H34V57H36V56H32ZM71 57V56H70ZM74 57H75V55H74ZM91 57H89L90 59H92ZM97 57V56H96ZM103 57H105V56H103ZM128 57V58H127ZM147 57V56H146ZM4 58V57H3ZM2 58V59H3ZM18 57H16V59H17ZM57 58V57H56ZM77 57H75V59H76ZM80 58V57H79ZM106 58V57H105ZM137 58V57H136ZM136 58H135V60H136ZM144 58V57H143ZM153 58V57H152ZM165 58V57H164ZM203 58V57H202ZM44 59H45V57H44ZM63 59H64V56H63ZM72 59V58H71ZM81 59V58H80ZM79 59V60H80ZM87 59V58H86ZM139 59V58H138ZM150 59V58H149ZM37 60V59H36ZM50 60V59H49ZM51 60H52V58H51ZM50 60V61H51ZM55 60V59H54ZM69 60H70V58H69ZM82 60H84V59H82ZM87 60H89V59H87ZM93 60V59H92ZM95 60H97V59H95ZM134 60V62H136ZM193 60V59H192ZM197 60V59H196ZM227 60V59H226ZM49 61V62H50ZM68 61V60H67ZM71 61V60H70ZM73 61V60H72ZM75 61V60H74ZM150 61V60H149ZM194 61V60H193ZM201 61H203V60H201ZM65 62V61H64ZM69 62V61H68ZM84 62V61H83ZM108 62H110V61H108ZM116 62V61H115ZM122 62V63H123ZM133 61H131L130 60V63H132V65L133 64H135ZM141 62V61H140ZM167 62H169V61H167ZM174 62V61H173ZM186 62V61H185ZM197 62H199V61H197ZM67 62H65L64 64H66ZM71 63V62H70ZM87 63V62H86ZM90 63V62H89ZM96 63H97V61H96ZM101 63V62H100ZM100 63H98V64H100ZM119 63V62H118ZM126 63V62H125ZM152 63V62H151ZM150 63V64H151ZM181 63V62H180ZM183 63V62H182ZM189 63V62H188ZM187 63V64H188ZM201 63V62H200ZM45 64V63H44ZM55 64H56V62H55ZM69 64V63H68ZM72 64H73V62H72ZM71 64V65H72ZM80 64V63H79ZM93 64H95V63H93ZM103 64V63H102ZM136 64H138V63H136ZM144 64H146V63H144ZM149 64V63H148ZM195 64V63H194ZM196 64H198V63H196ZM195 64V65H196ZM226 64V63H225ZM46 65V64H45ZM53 65V64H52ZM70 65V66H71ZM81 65V64H80ZM79 65V66H80ZM101 65V64H100ZM124 65V64H123ZM127 65V64H126ZM140 65V64H139ZM200 65V64H199ZM211 65V64H210ZM32 66H34L33 67V69H34V71H28L27 69H29L30 67H32ZM41 66H43V67H41ZM50 66V65H49ZM48 66V67H49ZM57 66V65H56ZM96 66V65H95ZM127 66H131V65H129V63H128V65ZM126 66V67H127ZM135 66V65H134ZM133 66V67H134ZM136 66H138V65H136ZM143 66V65H142ZM142 66H140V68L142 67ZM160 66V65H159ZM166 66H168V65H166ZM170 66V65H169ZM180 66H181V64H180ZM224 66V65H223ZM12 67V68H11ZM14 67V68H13ZM38 67V66H37ZM51 67V66H50ZM66 67V66H65ZM69 67V66H68ZM72 67V66H71ZM70 67V68H71ZM82 67V66H81ZM101 67V66H100ZM121 67V66H120ZM119 67V68H120ZM125 67V68H126ZM139 67V66H138ZM162 67V66H161ZM164 67H165V65H164ZM163 67V68H164ZM184 67H185V65H184ZM195 67H197V66H195ZM201 67H204L203 65L201 66ZM200 67V68H201ZM206 67V66H205ZM239 67V66H238ZM237 67V68H238ZM241 67V66H240ZM53 68V67H52ZM55 68V67H54ZM69 68V69H70ZM73 68V67H72ZM75 68V71L77 70V68H76V66L74 67ZM86 68V67H85ZM84 68V69H85ZM93 68V67H92ZM107 68V67H106ZM122 68V67H121ZM125 68H122V69H125ZM137 68V67H136ZM158 68V67H157ZM165 68H167V67H165ZM187 68V67H186ZM189 68H191V67H189ZM44 69V68H43ZM59 69H61V68H59ZM68 69V70H69ZM80 69H82V68H80ZM133 69V68H132ZM155 69V68H154ZM167 69H169V68H167ZM196 69V68H195ZM231 69V68H230ZM27 70V71H26ZM29 70H32V68H30ZM49 70H51V69H49ZM74 70V69H73ZM79 70V69H78ZM87 70V69H86ZM98 70H100L99 68H98ZM118 70V69H117ZM131 70V69H130ZM143 70V69H142ZM141 70V71H142ZM164 70V69H163ZM191 70H194V69H191ZM63 71V70H62ZM74 71V72H75ZM83 71V70H82ZM88 71V70H87ZM93 71V70H92ZM97 71V70H96ZM125 71H128V70H125ZM136 71V70H135ZM146 71V70H145ZM171 71V70H170ZM188 71H190V69H188ZM195 71V70H194ZM208 71V70H207ZM28 72V73H27ZM30 72V73H29ZM46 72V73H45ZM64 72V71H63ZM71 72V71H70ZM69 72V73H70ZM130 72V71H129ZM133 72V71H132ZM140 72V71H139ZM169 72V71H168ZM184 72V71H183ZM27 73V74H26ZM66 72H64V74H65ZM68 73V72H67ZM75 73H77V72H75ZM80 73V72H79ZM82 73H84V72H82ZM82 73H80L81 75H82ZM119 73V72H118ZM142 73H145V72H142ZM196 73H197V71H196ZM58 74L56 75V76H58ZM61 74V73H60ZM59 74V80L61 79V81L62 80H64V76H62V74L60 75ZM85 74V73H84ZM110 74V73H109ZM136 74H139L138 73V70L136 71ZM209 74V73H208ZM39 75V76H38ZM71 75V73L69 74V76ZM91 75V74H90ZM98 75V74H97ZM101 75V74H100ZM119 75V74H118ZM129 75H130V73H129ZM132 75V74H131ZM130 75V76H131ZM135 75V74H134ZM144 75V74H143ZM167 75V74H166ZM55 75H54V82H56V80L57 79H55V77H56ZM60 76H62V78L60 77ZM68 76V75H67ZM155 76V75H154ZM11 78V79H8V78ZM43 77L45 78V79H43ZM72 77V76H71ZM78 77V76H77ZM111 77V76H110ZM118 77V76H117ZM125 77H127V76H125ZM139 77H140V75H139ZM141 77H142V75H141ZM140 77V78H141ZM146 77V76H145ZM163 77V76H162ZM203 77V76H202ZM57 78V77H56ZM69 78V77H68ZM85 79H86V77H84ZM89 78V77H88ZM112 78V77H111ZM133 78V77H132ZM131 78V80L132 81H134V82H131V83H138L139 82V80L138 81H136L134 78L132 79ZM171 78V77H170ZM204 78V77H203ZM12 79H14V81H12ZM52 79V78H51ZM79 79V78H78ZM137 79V78H136ZM164 79H166V78H164ZM189 79V78H188ZM59 80H57V81H59ZM87 80V79H86ZM89 80H91V79H89ZM102 80V79H101ZM110 80V79H109ZM124 80V79H123ZM131 80H129L128 82H129V84H130V81ZM146 80V79H145ZM150 80H152V79H150ZM161 80H162V78H161ZM168 80V79H167ZM64 81H66V79L64 80ZM64 81H62L63 83H64ZM85 81V80H84ZM99 81H100V79H99ZM104 80H102V82H103ZM126 81V80H125ZM136 81V82H135ZM142 81V80H141ZM172 81V80H171ZM180 81V80H179ZM47 82H50V83H48L47 84ZM62 82H61V84H62ZM73 82V81H72ZM79 82V81H78ZM80 82H82V80H80ZM114 82V81H113ZM127 82V81H126ZM53 83V82H52ZM71 83V82H70ZM76 83H77V81H76ZM93 83H95V82H93ZM166 83H168L167 81L165 82V83H163V84H165V85H167ZM180 83V82H179ZM194 83V82H193ZM45 84V85H44ZM49 86V88L50 89H45V87L47 88V85ZM54 84V83H53ZM56 84V83H55ZM67 84V83H66ZM72 84V83H71ZM78 84V83H77ZM82 84V83H81ZM159 84H161V83H159ZM168 84H170V83H168ZM175 84V83H174ZM33 85V86H32ZM79 85V84H78ZM89 85H91V84H89ZM128 85V84H127ZM133 84H131V86H132ZM148 85V84H147ZM177 85V84H176ZM32 86V87H31ZM63 86V85H62ZM82 86H84V85H82ZM93 86V85H92ZM131 86H129V87H131ZM135 86V85H134ZM136 86H137V84H136ZM149 86H150V84H149ZM148 86V87H149ZM161 86V85H160ZM179 86H181V84H179ZM185 86V85H184ZM192 86V85H191ZM197 86H199V85H197ZM201 86H203V85H201ZM24 87V88H23ZM26 87H28V90H27V88ZM29 87H31L30 89H29ZM58 87L59 86H57V90H58ZM73 87V86H72ZM99 87V86H98ZM133 87V86H132ZM131 87V88H132ZM140 87H142V86H140ZM144 87V86H143ZM147 87V86H146ZM155 87V86H154ZM162 87V86H161ZM164 87V86H163ZM166 87V86H165ZM18 88H20V91H21V89H22V91H23V89H25V93L23 94V93H21L20 91H19V89ZM33 88V89H34ZM37 88H39V89H37ZM80 88V87H79ZM84 88H85V86H84ZM117 88V87H116ZM124 88V87H123ZM169 88H170V86H169ZM174 88H175V86H174ZM188 88V87H187ZM56 89V88H55ZM54 89V90H55ZM63 89V88H62ZM67 89H68V87H67ZM82 89V88H81ZM97 89V88H96ZM102 89V88H101ZM133 89V88H132ZM135 89V88H134ZM138 89H140L141 90V88H139L138 87ZM162 89V88H161ZM177 89V88H176ZM182 89V88H181ZM186 89V88H185ZM191 89V88H190ZM202 89H203V87H202ZM41 90V89H40ZM60 91H61V88L59 89ZM58 90V91H59ZM64 90H65V88H64ZM70 90V89H69ZM76 90V89H75ZM105 90H107V89H105ZM114 90V89H113ZM125 90V89H124ZM143 90V89H142ZM147 90H148V88H147ZM146 90V91H147ZM157 90V89H156ZM175 90V89H174ZM200 90H201V88H200ZM207 90V89H206ZM211 90V89H210ZM29 91V92H28ZM89 91H91V90H89ZM93 91H95V90H93ZM117 91V90H116ZM134 91V90H133ZM132 91V92H133ZM138 91V90H137ZM170 91V90H169ZM178 91V90H177ZM176 91V92H177ZM181 91V90H180ZM215 91H216V89H215ZM218 91V90H217ZM17 92H18V94H20V96L19 95H17ZM20 92V93H19ZM44 92V93H43ZM54 92H56V91H54ZM72 92V91H71ZM74 92V91H73ZM123 92V91H122ZM135 92V91H134ZM152 92V91H151ZM194 92V91H193ZM206 92V91H205ZM208 92V91H207ZM62 93V92H61ZM63 93H66V91L65 92H63ZM62 93V94H63ZM90 93V92H89ZM120 93V92H119ZM149 93H150V91H149ZM160 93V92H159ZM178 93V92H177ZM181 93V92H180ZM234 93V92H233ZM22 94V95H21ZM59 94V93H58ZM116 94V93H115ZM139 94V93H138ZM170 94V93H169ZM179 94V93H178ZM183 94V93H182ZM241 94V93H240ZM61 94H59V96H60ZM75 95V94H74ZM86 95V93L84 94V96ZM102 95V94H101ZM103 95H105V94H103ZM112 95V94H111ZM113 95H114V93H113ZM142 95V94H141ZM146 95H147V93H146ZM148 95H150V94H148ZM147 95V96H148ZM154 95V94H153ZM162 95V94H161ZM50 97V95H46L45 97L43 96V98H48L49 99V97ZM65 96H66V94H65ZM72 96H73V93H72ZM82 96V95H81ZM83 96V97H84ZM88 97H90L89 95H87ZM93 96H95V95H93ZM106 96H107V94H106ZM109 96V95H108ZM146 96V97H147ZM233 96H234V94H233ZM242 96V95H241ZM248 96V95H247ZM54 97V96H53ZM52 97V98H53ZM62 97H64V95L62 96ZM68 97V96H67ZM70 97V96H69ZM75 97V96H74ZM77 97V96H76ZM96 97V96H95ZM95 97H93V98H95ZM121 97V96H120ZM127 97V96H126ZM133 97H135V96H133ZM141 97V96H140ZM150 97L152 98V96L150 95ZM163 97V96H162ZM220 97V96H219ZM236 97V96H235ZM253 97V96H252ZM251 97V98H252ZM32 98V99H31ZM51 98V97H50ZM55 98V97H54ZM59 98V97H58ZM79 98H80V96H79ZM82 98V97H81ZM101 98V97H100ZM103 98V97H102ZM115 98H117V97H115ZM136 98H138L137 96H136ZM158 98V97H157ZM173 98V97H172ZM177 98V97H176ZM188 98V97H187ZM189 98H191V97H189ZM189 98H188V100H189ZM240 98V97H239ZM250 98V97H249ZM35 99V100H34ZM60 99V98H59ZM58 99V100H59ZM64 99V98H63ZM73 99V98H72ZM75 99V98H74ZM83 99V98H82ZM92 99V98H91ZM97 99V98H96ZM127 99V98H126ZM134 99V98H133ZM133 99H131V100H133ZM206 99V98H205ZM243 100H245V101H247L246 100V98H242ZM258 99V98H257ZM44 100V101H43ZM47 100V99H46ZM52 100V99H51ZM54 100V99H53ZM52 100V101H53ZM57 100V101H58ZM76 100V99H75ZM99 100V99H98ZM142 100V99H141ZM159 100V99H158ZM175 100V99H174ZM232 100V99H231ZM239 100V99H238ZM250 100V99H249ZM254 100V99H253ZM32 101V102H33ZM72 101V100H71ZM110 101V100H109ZM128 101H129V98H128ZM152 101V100H151ZM154 101V100H153ZM236 101H237V99H236ZM255 101V100H254ZM23 102V103H22ZM28 102V103H27ZM31 102V103H32ZM40 102V103H41ZM67 102V101H66ZM77 102H78V99H77ZM76 102V103H77ZM85 102V101H84ZM99 102V101H98ZM119 102V101H118ZM241 102V101H240ZM243 102V101H242ZM259 102V101H258ZM55 103V102H54ZM61 103V102H60ZM59 103V104H60ZM76 103H72L71 105L72 106H74ZM111 103V102H110ZM115 103V102H114ZM121 103V102H120ZM129 103H131V102H129ZM138 103V102H137ZM145 103V102H144ZM256 103V102H255ZM255 103H252V104H255ZM17 104V105H18ZM48 104V105H49ZM51 104H53V102L51 103ZM57 104V103H56ZM63 104H64V101H63ZM67 104V103H66ZM85 104V103H84ZM100 104V103H99ZM104 104V103H103ZM102 103H101V105H103ZM132 104V103H131ZM142 104H143V102H142ZM148 104V103H147ZM174 104V103H173ZM257 104V103H256ZM259 104V103H258ZM20 105H18V106H20ZM32 105H33V103H32ZM31 105V106H32ZM35 105H36V103H35ZM38 106H39V104H37ZM77 105V104H76ZM76 105L73 107V108H70V106H68V108H64V109H69L70 108V114H69V112L68 113H64L63 115H61L62 116V118H61V124H63V123H65V121H66V123H65V125L63 126V125H61V124H59V125H61V127L60 128H57V126H59V125H57L56 126V129H54V132H55V130L57 131V129H58V132H57V137L56 136H54L55 134H56V132H55V134L53 135L54 137H56V138H54V140H50V139H48L52 134H51V132H50V136L47 138V137H45L43 140H41V142H40V146H38L39 147V151H40V153L38 152V150H37V152H38V154H29V152H28V149L26 150V149H24V148H26V147H21L20 148V141H19V135L20 134H18V136H17V134H16V132H13V131H4L3 129V131L4 132H2V131H0V150H1V153L2 152H5V155H3V153H2V155L4 156V159H3V156H2V159L4 160V161H2V165H0V188H3V190H5L4 192H3V194H4V196H8L7 198L8 199H6V200H9V203L10 202H12V204H14V203H18L19 201L22 203V204H24V207L25 208H27L28 206H29V199L30 198H28L27 196H32V197H35V196H38V200L39 199H41L42 197L44 198H42L44 201H47V202H50L49 201V199H48V197H50L51 198V200H53L52 199V197H54V198H62V199H66V201H68L69 203L67 204V206H69V204H70V206L72 207V204H73V206L75 207L76 206V208H78L79 207V209H80V207H81V210H83L84 208L85 209H90V210H92L93 209V207H97V208H99L100 207V210L99 211H97V212H101V209L103 208V212L104 213H109V219H110V221H111V219H112V215H113V217L114 216H117V215H115L116 214V212L114 211V209H113V207H116V203L117 202H119L120 201V197H124V198H121V201L123 200V199H127L128 197V199L129 200H132L133 202H134V204L136 205V207H137V210H135V212H134V214H132L131 213V215H135V217H133L132 216V218H134L133 220H137L138 218H140V219H146V218H148L149 216H154V215H156V213H161V212H163V214H157V215H162L161 217L162 218H164V216L163 215H165V212H164V210H167L168 208V210H171L170 208H172V206L175 204V206H176V202L177 201H182L183 200V198H185V197H182V196H185L189 191L191 192V191H193V186H191V183H190V181H192V180H190V179H192V177H194L193 175L194 174H192L191 176L192 177H190V179H188V177H186V176H184V174H182V172L181 171H178L179 169H177L179 166L180 167H182V168H184V166H185V164L186 165H190L191 164V160L189 161V158L187 157V155H185V153L183 154L182 153V151H183V149H185L184 147H181L180 145V141L178 142V140H177V142L180 144L179 146L181 147H177V146H175V145H172V146H166V144L168 145V144H170L171 145V143L170 142H172L173 143V141H168L166 144H165V146L166 147H164V144L163 145H160L158 148L159 149H157L156 147L159 145V143L160 142H157L156 141V139H154V138H156V137H154V136H157V135H154L153 136V138L151 137V135H150V137L152 138V140H153V142H152V140H151V142L150 141H147L146 143H148V142H150V143H158V145L157 146H155V145H153V146H155V148L154 149H156V150H154L155 152H153V153H151L152 152V150H151V147H150V153H149V147H147V146H149V145H146V144H144V142H145V138L143 137V135H141V136H138L139 134H133V135H135V136H137V137H135V139H138V141L137 140H134V137L132 138L135 142H136V144L138 145V147H137V152H136V154L135 155H133V156H130L131 155V153H130V155H129V157H127V155H128V153H129V151L127 152V155H125V153H123L124 151H123V149L122 148H120V144H118L117 142L119 141V143L122 141V140H125V141H127L124 137H123V139L121 140L120 139V136L119 135H115V134H113V133H111L112 132V130H109L108 128H111L112 126H110L109 125V123L108 122H106L107 121V119H106V121L104 120V119H102V118H100V119H102V120H104V121H101V123H99L98 124V126H96L97 125V123L95 124V123H92L93 121L91 120V119H93V118H91L89 121H91V125L89 124V125H81L82 123H84L83 122V120H82V123L80 124V123H78V121H76L74 124L72 123L71 124V122H69V121H72L75 117H77V116H79L80 117V115H83V114H86L87 112H89L90 111V108L91 107H79V104L77 105V107H76ZM93 105V104H92ZM101 105L99 106L100 108H101ZM112 105V104H111ZM110 105V106H111ZM135 105H137L136 104V102H135ZM139 105V104H138ZM137 105V106H138ZM146 105V104H145ZM149 105V104H148ZM170 105H172L171 103H170ZM20 106V108H22ZM41 106H42V104H41ZM40 106V107H41ZM47 106V105H46ZM58 106V105H57ZM56 106V107H57ZM96 106V105H95ZM110 106H108V107H110ZM113 106V105H112ZM115 106V105H114ZM113 106V107H114ZM128 106H130V105H128ZM132 106V105H131ZM140 106V105H139ZM147 106V105H146ZM235 106V105H234ZM25 107H27V106H25ZM36 107V106H35ZM51 107V106H50ZM54 107V106H53ZM93 107V106H92ZM99 107H97L98 108V111H99ZM104 107V106H103ZM107 107V108H108ZM134 107V106H133ZM55 108V107H54ZM63 108V107H62ZM93 108H95V107H93ZM93 108H91V109H93ZM115 108H117L116 106H115ZM119 108V107H118ZM122 108V107H121ZM137 108V107H136ZM167 108V107H166ZM28 109V108H27ZM32 109V108H31ZM123 109V108H122ZM139 109V108H138ZM137 109V110H138ZM144 109V108H143ZM147 109H149L148 107L147 108H145V111L147 110ZM160 109V108H159ZM158 109V110H159ZM163 109V108H162ZM23 110V109H22ZM29 110H30V108H29ZM49 110V109H48ZM47 110V111H48ZM53 110V109H52ZM61 110H63V109H61ZM93 110H96V109H93ZM114 110V109H113ZM119 110H121V109H119ZM140 110V109H139ZM150 110V109H149ZM154 110V109H153ZM19 111V110H18ZM21 111V110H20ZM42 111H43V109H42ZM124 111V110H123ZM127 111L129 112V110L127 109ZM143 111V110H142ZM142 111H140V112H142ZM148 111V110H147ZM167 111V110H166ZM177 111V110H176ZM13 112H15L14 110H13ZM33 112V111H32ZM39 112V111H38ZM65 112H67V111H65ZM91 112H92V110H91ZM153 112H155V111H153ZM173 112H175V111H173ZM187 112V111H186ZM189 112V111H188ZM12 113V112H11ZM25 113V112H24ZM28 113V112H27ZM37 113V112H36ZM45 113V112H44ZM48 113H49V111H48ZM61 113V112H60ZM93 113H95V112H93ZM98 113V112H97ZM96 113V114H97ZM104 113V112H103ZM114 113V112H113ZM127 113V112H126ZM134 113H135V111H134ZM167 113V112H166ZM171 113V112H170ZM13 114V113H12ZM12 114H11V116H12ZM26 114V113H25ZM33 114V113H32ZM40 114H42V113H40ZM40 114H38V115H40ZM50 114H52V113H50ZM56 114V113H55ZM57 114H59V113H57ZM107 114H108V112H107ZM109 114H111V113H109ZM109 114H108V116H109ZM117 114V113H116ZM129 114H130V112H129ZM138 114V113H137ZM136 114V115H137ZM142 114V113H141ZM152 114V113H151ZM156 114V113H155ZM182 114V113H181ZM193 114V113H192ZM44 115V114H43ZM69 115V116H68ZM103 115H105V114H102V116ZM112 115V114H111ZM125 115V114H124ZM135 115V114H134ZM139 115V114H138ZM143 115V114H142ZM145 115V114H144ZM149 115H150V113H149ZM171 115H172V113H171ZM175 115V114H174ZM174 115L172 116V117H174ZM194 115V114H193ZM15 116V115H14ZM18 116H19V114H18ZM28 116H30V115H28ZM34 116H36V115H34ZM52 116V115H51ZM88 116V115H87ZM89 116H91V114L89 115ZM88 116V117H89ZM96 116V115H95ZM95 116H93V117H95ZM101 116V115H100ZM99 116V117H100ZM107 116V117H108ZM156 116V115H155ZM239 116V115H238ZM20 117H21V114H20ZM50 117V116H49ZM98 117V116H97ZM106 117V116H105ZM106 117V118H107ZM121 117H123L122 116V114H121ZM128 117V116H127ZM141 117V116H140ZM157 117V116H156ZM161 117V116H160ZM160 117H158L157 119H159ZM165 117H167V115L165 116ZM179 117V116H178ZM188 117V116H187ZM191 117V115L189 116V119H191L190 118ZM235 117V116H234ZM15 118V117H14ZM25 118V117H24ZM30 117H28L27 119H29ZM38 118H40V117H38ZM51 118H53V116L51 117ZM54 118H56V117H54ZM58 118V117H57ZM96 118V117H95ZM119 118V117H118ZM135 118V117H134ZM145 118V117H144ZM146 118H149L148 116L146 117ZM168 118H171V116L169 117L168 116ZM197 118V117H196ZM205 118V117H204ZM203 118V119H204ZM229 118V117H228ZM18 119H19V117H18ZM46 119V118H45ZM111 119V118H110ZM109 119V120H110ZM141 119V118H140ZM139 119V120H140ZM143 119V118H142ZM142 119H141V121H142ZM150 119V118H149ZM156 119V118H155ZM167 119V118H166ZM166 119L164 120V119H160V120H164L163 122H166ZM173 119H176V118H173ZM180 118H178V121H182V120H179ZM188 119V120H189ZM209 119V118H208ZM13 120V119H12ZM24 120V119H23ZM30 120V119H29ZM32 120H34V119H32ZM80 120V119H79ZM94 120H96V119H94ZM98 120V119H97ZM108 120V121H109ZM117 120V119H116ZM119 120V119H118ZM120 120H122V119H120ZM125 120V119H124ZM145 120V119H144ZM151 120V119H150ZM154 120V119H153ZM168 120V119H167ZM192 120V119H191ZM194 120V119H193ZM206 120V119H205ZM7 121V120H6ZM42 121V120H41ZM51 122L52 121H54V120H50ZM88 121V120H87ZM87 121H85V122H87ZM111 122H112V119L110 120ZM109 121V122H110ZM131 121V120H130ZM129 121V122H130ZM134 122L136 121V120H133ZM138 121V120H137ZM154 121H156V120H154ZM187 120L185 119V122H186ZM196 121H197V119H196ZM196 121L194 120L193 122L194 123H196ZM231 121V120H230ZM242 121V120H241ZM24 122V121H23ZM43 122V121H42ZM46 122V121H45ZM55 122V121H54ZM67 122H69V123H67ZM95 122H97V121H95ZM98 122H100V121H98ZM104 122H106V123H104ZM110 122V123H111ZM121 123L123 122V121H120ZM126 122V121H125ZM145 123L147 122V121H144ZM168 122H171V120H169ZM168 122H166V123H168ZM174 122H177V121H174ZM191 122V121H190ZM202 122V121H201ZM10 123V122H9ZM9 123H6V124H9ZM31 123H33V122H31ZM47 123V122H46ZM58 123H59V121H58ZM58 123H56V124H58ZM108 123V124H107ZM113 123H115L114 121H113ZM124 123V122H123ZM128 123V122H127ZM140 123V122H139ZM139 123H133V125H137L138 124V126H137V130L139 129ZM152 123V122H151ZM150 123V124H151ZM179 123V122H178ZM182 123V122H181ZM184 123V122H183ZM3 124H4V121H3ZM11 124V123H10ZM28 124V123H27ZM43 124V123H42ZM55 124V125H56ZM125 124V123H124ZM123 124V125H124ZM160 124V123H159ZM169 124V123H168ZM180 124V123H179ZM193 124V123H192ZM232 124V123H231ZM234 124V123H233ZM237 124V123H236ZM12 125V124H11ZM10 125V126H11ZM15 125V124H14ZM17 125V124H16ZM26 125V124H25ZM32 125V124H31ZM40 125V124H39ZM52 125V124H51ZM55 125H53V126H55ZM92 125H95V126H92ZM120 125V124H119ZM130 125V124H129ZM146 125V124H145ZM164 125V124H163ZM173 125V124H172ZM175 125H176V123H175ZM196 125V124H195ZM197 125H200L199 123L197 124ZM7 126V125H6ZM23 126V125H22ZM21 126V127H22ZM28 126V125H27ZM30 126V125H29ZM28 126V127H29ZM48 126H49V124H48ZM113 126H116V125H113ZM122 126V125H121ZM124 126H126V124L124 125ZM128 126V125H127ZM126 126V127H127ZM144 126V125H143ZM161 126H162V124H161ZM180 126V125H179ZM16 127V126H15ZM15 127H13V128H15ZM17 127H19V126H17ZM33 127V126H32ZM118 127V126H117ZM120 127V126H119ZM131 127H132V125H131ZM130 126H129V128H131ZM164 127V126H163ZM162 127V128H163ZM166 127H168V126H166ZM170 127V126H169ZM178 127V126H177ZM234 127V126H233ZM10 128V127H9ZM23 128V127H22ZM25 128V127H24ZM30 128V127H29ZM46 128V127H45ZM53 128H55V127H53ZM123 128H125V127H123ZM135 128V127H134ZM140 128H141V131H143L144 129V131L142 132V134L143 133H145V135H146V133H147V131H146V129L148 128V129H151L149 126L147 127V125H146V128H145V126H144V128L142 129V127L140 126ZM172 128V127H171ZM179 128V127H178ZM185 128H186V125H185ZM0 129H1V127H0ZM5 129V128H4ZM7 129H8V127H7ZM27 129V128H26ZM33 129H35V128H33ZM32 129V130H33ZM39 129V128H38ZM48 129V128H47ZM107 129L109 130V132L110 133H105L104 131H107ZM113 129H115L114 127H113ZM118 129V128H117ZM126 129H128V128H126ZM170 129V128H169ZM6 130V129H5ZM18 130V129H17ZM125 130V129H124ZM123 130V131H124ZM130 130H132V129H130ZM130 130H128V133H130L129 131ZM152 131H153V128L151 129ZM156 129H154V132H156L155 131ZM160 130H161V128H160ZM167 129H165V131H166ZM178 130V129H177ZM187 130V129H186ZM189 130V129H188ZM200 130V129H199ZM205 130V129H204ZM16 131V130H15ZM34 131V130H33ZM44 131V130H43ZM50 131H52V133H54L53 132V130L51 129ZM114 131V130H113ZM116 131V130H115ZM118 131V130H117ZM120 131V130H119ZM122 131V130H121ZM127 131V130H126ZM136 131V130H135ZM146 131V132H145ZM152 131H150V133L152 132ZM169 131H171V130H169ZM207 131V130H206ZM209 131V130H208ZM30 132V131H29ZM28 132V133H29ZM39 132V131H38ZM37 132V133H38ZM132 132V131H131ZM134 132V131H133ZM136 132H138V131H136ZM139 132H140V129H139ZM138 132V133H139ZM154 132H152L153 134H154ZM162 132V131H161ZM160 131L158 132L159 133V135L158 136H160V134L161 135H163L162 133H161ZM166 132H168V131H166ZM201 132V131H200ZM209 132H211V131H209ZM32 133V132H31ZM30 133V134H31ZM43 133V132H42ZM45 133V132H44ZM125 133V132H124ZM127 133V132H126ZM125 133V134H126ZM141 133V132H140ZM169 133V132H168ZM178 133V132H177ZM181 133V132H180ZM23 134V133H22ZM40 134V133H39ZM38 134V135H39ZM117 134V133H116ZM120 134H122V133H120ZM148 134H149V132H148ZM156 134V133H155ZM171 134H173V131L171 132ZM175 134V133H174ZM173 134V135H174ZM27 135V134H26ZM32 135V134H31ZM41 135H43V134H41ZM49 135V134H48ZM179 135V134H178ZM183 135V134H182ZM22 136V135H21ZM30 136V135H29ZM28 136V137H29ZM33 136H35V135H33ZM115 136H119V139H116L115 138ZM127 136V135H126ZM149 137V135H146V137ZM158 136H157V139H158ZM165 136H166V134H165ZM175 136V135H174ZM195 136V135H194ZM209 136V135H208ZM212 136H213V134H212ZM19 137V138H18ZM38 137V136H37ZM52 137V136H51ZM50 137V138H51ZM128 138H130L129 136H127ZM149 137V138H150ZM169 136H167L166 138H168ZM176 137V136H175ZM186 137H188V136H186ZM206 137V136H205ZM39 138H40V136H39ZM118 138V137H117ZM122 138V137H121ZM148 138V139H149ZM178 138H181V137H178ZM182 138H183V136H182ZM181 138V139H182ZM197 138V137H196ZM224 138V137H223ZM226 138V137H225ZM28 139V138H27ZM115 139L117 140L116 142H115ZM184 139V138H183ZM190 139H191V137H190ZM212 139V138H211ZM214 139V138H213ZM25 140V139H24ZM32 140V139H31ZM34 140V139H33ZM39 140V139H38ZM131 140V139H130ZM160 141H161V144L162 143H164V141H162V139H159ZM185 140V139H184ZM194 140V139H193ZM217 140V139H216ZM26 141H28V140H26ZM35 141V140H34ZM34 141H32V142H34ZM129 141V140H128ZM155 141V142H154ZM176 141V140H175ZM174 141V142H175ZM186 141V140H185ZM197 141V140H196ZM200 141V140H199ZM205 141V140H204ZM212 141V140H211ZM234 141V140H233ZM135 142H134V146H133V144H132V146L133 147H136L135 146ZM139 142V143H138ZM191 142V141H190ZM206 142V141H205ZM234 142H236V141H234ZM117 143V144H116ZM126 144L128 143V142H125ZM132 143H133V141H132ZM230 143V142H229ZM231 144H232V142H231ZM237 144V143H236ZM29 145V144H28ZM27 145V146H28ZM31 145V144H30ZM29 145V146H30ZM128 145H129V143H128ZM131 145V144H130ZM145 145H146V147H145ZM152 144H150V146H151ZM186 145V144H185ZM241 145V144H240ZM32 146V145H31ZM36 146V145H35ZM175 146V147H174ZM184 146V145H183ZM196 146V145H195ZM233 146V145H232ZM235 146V145H234ZM34 147V146H33ZM122 147V146H121ZM190 147V146H189ZM205 147V146H204ZM207 147V146H206ZM125 148H127V147H125ZM132 148V147H131ZM146 148H147V150H146ZM183 148V149H182ZM210 148H211V146H210ZM209 148V149H210ZM213 148V147H212ZM49 149H51L50 150V152H49ZM134 149V148H133ZM190 149V148H189ZM188 149V150H189ZM182 150V151H181ZM185 150H187V149H185ZM187 150V151H188ZM196 150V149H195ZM208 150V149H207ZM215 150V149H214ZM213 150V151H214ZM231 150V149H230ZM46 152L47 154L44 156L42 153L43 152ZM209 151V150H208ZM234 151V150H233ZM258 151V150H257ZM33 152V151H32ZM44 152V153H45ZM134 152V151H133ZM148 152V153H147ZM183 152H185V151H183ZM192 152V151H191ZM195 152V151H194ZM200 152V151H199ZM202 152V151H201ZM210 152V151H209ZM230 152V151H229ZM237 152H239V151H237ZM49 153V154H48ZM228 153V152H227ZM189 154V153H188ZM196 154V153H195ZM220 154V153H219ZM222 154V153H221ZM244 154V153H243ZM227 155H229V154H227ZM231 155V154H230ZM229 155V157H231ZM242 155V154H241ZM1 156H0V158H1ZM203 156H205V155H203ZM239 156V155H238ZM247 156V155H246ZM245 156V157H246ZM133 157V158H132ZM192 157V156H191ZM194 157V156H193ZM206 157V156H205ZM207 157H208V155H207ZM219 157V156H218ZM221 157H222V155H221ZM243 157V156H242ZM201 158H203V157H201ZM199 159V158H198ZM205 159V158H204ZM208 159V158H207ZM207 159H205V160H207ZM210 159V160H209ZM209 161L211 162V161H213L214 159L212 158V160H211V158H210V156H209ZM246 159V158H245ZM167 160V161H166ZM189 161L190 162V164H188V163H185L184 165H183V163H182V161ZM201 160V159H200ZM217 160L218 159H216V163L215 164H217ZM239 160V159H238ZM19 161V162H18ZM44 161H46L45 162V168L42 170V171H40L41 169H42V167H43V163H44ZM193 161V160H192ZM195 161V160H194ZM197 161V160H196ZM0 162H1V160H0ZM161 162H166V163H163L164 164V166L168 163L169 165H170V167H169V165H167L168 167H163V165L161 164ZM179 162H181L180 163V165H178V163ZM198 162V161H197ZM200 162V161H199ZM204 162V161H203ZM228 162V161H227ZM248 162V161H247ZM193 163V162H192ZM230 163V162H229ZM258 163V162H257ZM197 164V163H196ZM196 164H194V165H196ZM198 164H200V163H198ZM204 164V163H203ZM211 164V163H210ZM214 164V163H213ZM212 164V165H213ZM181 165H183V166H181ZM202 165V164H201ZM210 166V165H209ZM221 166V165H220ZM149 167H153L154 169H155V171H153L155 174L153 175V174H150L151 173V169L149 168ZM187 166H185V168L184 169H186V170H188V168H186ZM189 167V166H188ZM190 167H193V165L191 164L190 165ZM195 167V166H194ZM207 166H205V168H206ZM217 167H218V164H217ZM224 167V166H223ZM260 167V166H259ZM264 167V166H263ZM150 169V170H145V169ZM199 168H200V165H199ZM220 168V167H219ZM244 168V167H243ZM190 169V171H191V173H193L192 171H193V169L191 170V168H189ZM210 169H211V167H210ZM214 169V168H213ZM220 169H222V168H220ZM224 169V168H223ZM250 169V168H249ZM153 170V169H152ZM185 170V174H189L187 171ZM219 170V169H218ZM240 170H241V168H240ZM252 170V169H251ZM262 170V169H261ZM149 172V174H147L146 172ZM199 171H200V169H199ZM198 170H197V172H199ZM207 171V170H206ZM234 171H236V170H234ZM258 171V170H257ZM260 171V170H259ZM263 171V170H262ZM261 171V172H262ZM38 172H39V174H38ZM187 172V173H186ZM195 172V175H196V171H194ZM207 172H209V171H207ZM255 172V171H254ZM24 173H26V175L24 174ZM190 173V174H191ZM203 173H205L204 171L202 172V174ZM243 173V172H242ZM256 173V172H255ZM12 174H13V176H12ZM201 174V175H202ZM214 174V173H213ZM249 174H251V172L249 173ZM205 174H203V176H204ZM206 175H207V173H206ZM205 175V176H206ZM259 175V174H258ZM260 175H262V174H260ZM264 175V174H263ZM197 176V175H196ZM198 176H200V172H199V175ZM213 176V175H212ZM217 176V175H216ZM223 176V175H222ZM225 176V175H224ZM240 176V175H239ZM242 176V175H241ZM18 177V178H17ZM201 178H202V176H200ZM264 177V176H263ZM20 178V179H19ZM222 178V177H221ZM238 178H240V177H238ZM261 178V177H260ZM219 179V178H218ZM252 179V178H251ZM262 179V178H261ZM194 180V184H195V181H196V179L194 178L193 179ZM201 179H199V181H200ZM203 180V179H202ZM12 181H14V183H16L15 184V188H11V186H12V184H14V183H12ZM16 181V182H15ZM197 181H198V179H197ZM204 181V180H203ZM193 182V181H192ZM251 182H252V180H251ZM258 182V181H257ZM256 182V183H257ZM20 183H21V185L25 188V187H27V188H29L28 190H27V192H26V189H23V190H25V193H21V192H18V190H19V187H21V185H20ZM26 183L27 184V186H24V184ZM242 183V182H241ZM261 183V182H260ZM251 184V183H250ZM246 185V184H245ZM255 185V184H254ZM253 185V186H254ZM231 186H234V185H231ZM238 186H239V184H238ZM249 186V185H248ZM16 187H18V190L16 189ZM242 187H243V185H242ZM191 188H193L192 190H191ZM15 189H16V191H15ZM20 189H22V188H20ZM245 189V188H244ZM249 189V188H248ZM23 190H21V191H23ZM238 190H239V188H238ZM48 193V195L46 194V197L47 198H45L44 196V193ZM226 192V191H225ZM246 192V191H245ZM127 194V196L125 195V194ZM184 193H186L185 195H184ZM247 193V192H246ZM3 194H2V196H3ZM44 196H43V195ZM188 194H190V193H188ZM187 194V196H189ZM191 194H192V192H191ZM215 194V193H214ZM236 194H237V192H236ZM239 194V193H238ZM123 195H125V196H123ZM226 195V194H225ZM245 195V194H244ZM2 196H0V199H1V197ZM3 196V197H4ZM228 196V195H227ZM232 196V195H231ZM230 196V197H231ZM246 196V195H245ZM248 196V195H247ZM39 197H41V198H39ZM238 197V196H237ZM243 197V196H242ZM26 198H28L27 200H29V201H27V203L26 204H28V206L26 207V204H25V200H26ZM37 198V197H36ZM182 198V199H181ZM245 198V197H244ZM41 199V200H42ZM57 199L58 201L57 202H59L60 200H62V199ZM118 199H119V201H118ZM181 199V200H180ZM187 199V198H186ZM223 199V198H222ZM231 199H233V198H231ZM3 200V199H2ZM5 200V199H4ZM63 200V201H64ZM228 200H229V198H228ZM241 200V199H240ZM245 200V199H244ZM35 201H37V200H35ZM53 201H56L55 199L53 200ZM52 201V202H53ZM63 201H61V202H63ZM121 201L119 202V203H121ZM126 201V200H125ZM221 201V200H220ZM2 202H4V201H1V203ZM20 202L18 203V204H20ZM40 203H41V201H39ZM51 202V203H52ZM60 202V203H61ZM113 202H115V204L113 203ZM129 202V201H128ZM179 202L177 203V206H178V204H179ZM229 202V201H228ZM6 203L7 202H4L3 204H5V206H6ZM9 203L7 204V206L9 207ZM36 203V202H35ZM45 202H43L42 201V207H43V204H44ZM65 203V202H64ZM130 203V202H129ZM129 203H128V206H129ZM221 203V202H220ZM220 203H219V206H220ZM238 203V202H237ZM12 204H10V206H12ZM18 204H17V206H18ZM47 204V203H46ZM62 204L63 203H61V206H62ZM122 204V203H121ZM134 204H132V208H133V206H134ZM218 204V203H217ZM229 204V203H228ZM241 204H242V202L240 203V206H241ZM1 205V204H0ZM14 206H15V204H14ZM20 206H21V204H20ZM33 206H34V204H33ZM59 206H60V204H59ZM176 206V207H177ZM230 206H231V204H230ZM229 206V207H230ZM237 206H238V204H237ZM263 206H264V204H263ZM4 207V206H3ZM8 207H6V208H8ZM13 207V206H12ZM70 207V208H71ZM90 207H92V208H90ZM102 207V208H101ZM224 207H226V206H224ZM224 207H222V209L224 208ZM228 207V208H229ZM17 208V207H16ZM24 208V209H25ZM29 208V207H28ZM33 208V207H32ZM32 208H29L30 210H32ZM36 208V207H35ZM44 208V207H43ZM42 208V209H43ZM49 208H51V206L49 207ZM59 208H62V207H59ZM70 208H69V210H70ZM75 208V209H76ZM83 208V209H82ZM97 208H95V209H97ZM131 208V209H132ZM179 208V207H178ZM34 209V208H33ZM54 209V208H53ZM74 209V208H73ZM72 209V210H73ZM85 209H84V211H85ZM105 209V210H104ZM119 210H120V208H118ZM129 209V208H128ZM127 209V210H128ZM135 209V208H134ZM174 209V208H173ZM176 209V208H175ZM213 209V208H212ZM10 210V209H9ZM19 210V209H18ZM20 210H23V207L22 208H20ZM28 210V209H27ZM27 210H25V211H27ZM64 209H62V211H63ZM66 211H67V209H65ZM72 210L70 211L71 213H72ZM89 210V211H90ZM195 210V209H194ZM218 208H216L215 210H214V213L215 212H217L218 213ZM219 210H220V207H219ZM227 210V209H226ZM230 210V209H229ZM233 210V209H232ZM238 210V209H237ZM236 210V211H237ZM5 211V210H4ZM17 211V210H16ZM29 211V210H28ZM27 211V212H28ZM35 211V210H34ZM51 211V210H50ZM78 211H80V210H78ZM88 211V210H87ZM87 211H85V212H87ZM88 211V212H89ZM92 211H96V210H92ZM106 211V212H105ZM109 211V212H108ZM129 211V210H128ZM174 211V210H173ZM0 212H1V210H0ZM21 212V211H20ZM27 212H26V214H27ZM36 212V211H35ZM39 212V211H38ZM41 212V211H40ZM43 212V211H42ZM42 212H41V214H42ZM59 211H57V213H58ZM73 212H74V210H73ZM81 212V211H80ZM83 212V211H82ZM81 212V213H82ZM114 212H115V214H114ZM168 212V211H167ZM166 212V213H167ZM172 212V211H171ZM178 212H180L179 210H178ZM224 212H225V208H224ZM227 212V211H226ZM234 212V211H233ZM233 212H231V213H233ZM6 213L7 214H9L7 211L5 212V215H6ZM25 213V212H24ZM23 213V214H24ZM33 213L34 212H32V216H33ZM49 213V212H48ZM51 213H53L52 211H51ZM56 213V212H55ZM63 213V212H62ZM84 213V212H83ZM82 213V214H83ZM110 213H112L111 215H110ZM129 212H127L126 213V215H125V218H126V216H128L127 214H128ZM136 213V214H135ZM220 213V212H219ZM222 210H221V215H222ZM13 214V213H12ZM18 214V213H17ZM21 214H22V212H21ZM73 214V213H72ZM85 214V213H84ZM100 214V213H99ZM123 214V213H122ZM121 214V215H122ZM124 214H125V212H124ZM152 214H154V215H152ZM176 214V213H175ZM188 214H189V212H188ZM204 214V213H203ZM212 214H213V212H212ZM0 215H2V214H0ZM37 215V214H36ZM45 215V214H44ZM43 214H42V216H44ZM63 215H65V213L63 214ZM63 215H62V217H63ZM75 215V214H74ZM89 215H91V214H89ZM93 215V214H92ZM91 215V216H92ZM97 215V214H96ZM103 215V214H102ZM120 215V214H119ZM129 215H130V213H129ZM156 215V216H157ZM170 215H171V213H170ZM177 215V214H176ZM211 215V214H210ZM215 215V214H214ZM219 215V214H218ZM218 215H216V217L218 216ZM240 215H241V213H240ZM3 216H4V214H3ZM6 216H8V215H6ZM5 216V217H6ZM26 216V215H25ZM55 216V215H54ZM70 216V215H69ZM76 216V215H75ZM78 216V215H77ZM83 216V215H82ZM85 216H87V215H85ZM173 217H174V212H173V215H172ZM179 216V215H178ZM180 216H181V214H180ZM229 216V215H228ZM10 217H11V214L9 215V219H10ZM14 216H12V218H13ZM15 217H17V215L15 216ZM29 216H27L25 219H27ZM39 217H40V215H39ZM79 217V216H78ZM121 217V216H120ZM128 217H130L131 218V216H128ZM168 217V216H167ZM166 217V218H167ZM219 218L221 217V216H218ZM2 218V217H1ZM12 218H11V220H12ZM21 218V216L19 217V218H17L16 220H18V219H20ZM41 218V217H40ZM56 218V217H55ZM74 218V217H73ZM82 218V217H81ZM107 218V217H106ZM105 218V219H106ZM115 218V217H114ZM117 219H119V216H117L116 217ZM122 218H123V216H122ZM121 218V221L123 222V220H124V222H125V224H127V222H130L127 218V220L125 221V219L123 218L122 219ZM132 218H131V220H132ZM137 218V219H136ZM154 218H156L155 216H154ZM158 218V217H157ZM160 219L161 220V222H162V220L163 219ZM175 218V217H174ZM180 218V217H179ZM219 218H218V220H219ZM223 218H224V216H223ZM15 219V218H14ZM13 219V220H14ZM22 219H23V217H22ZM33 219H34V216H33ZM46 219V218H45ZM52 219V218H51ZM71 219V218H70ZM109 219L107 218V220L106 221H108L109 222ZM144 219V220H145ZM168 219H169V217H168ZM167 219V220H168ZM173 219V218H172ZM176 219H177V217H176ZM190 219H192V218H190ZM205 219V218H204ZM203 219V220H204ZM5 220V219H4ZM13 220H12V222H13ZM47 220V219H46ZM48 220H50V219H48ZM54 220V219H53ZM59 220V219H58ZM62 220H63V218H62ZM82 220V219H81ZM86 220V222H87V220L88 219H85ZM89 220H93V219H89ZM101 220H102V216H101ZM113 220V219H112ZM151 220V219H150ZM150 220H147V221H150ZM166 220V219H165ZM164 220V221H165ZM166 220V221H167ZM179 220V219H178ZM211 220H215V218L214 219H212L211 218ZM211 220H209V222H203V224L201 225L200 223H202L201 221H196V220H193L194 221V223H193V221L192 222H190L189 220V222H190V225L188 226V230H189V228L191 227V228H193L192 230L194 231V229L197 231L198 229H201L202 227L201 226H204V225H208V227H212V223H214L215 221H217V220H215L214 222L212 221V223H210L211 222ZM248 220V219H247ZM24 221V220H23ZM23 221H19L18 223H19V225L18 226H20L21 224H20V222H22V223H25V221L23 222ZM41 221H42V219H41ZM44 221V220H43ZM114 221V220H113ZM118 221V220H117ZM157 221V220H156ZM159 221V220H158ZM170 221V220H169ZM173 221V220H172ZM1 222V221H0ZM6 222V221H5ZM8 222V221H7ZM11 222V221H10ZM9 222V223H10ZM28 222H30L29 221V218L27 219V223ZM35 222V221H34ZM47 222V221H46ZM45 222V223H46ZM51 222H52V220H51ZM50 222V223H51ZM73 222V221H72ZM72 222H71V225L72 226H74L73 224H72ZM80 222V223H79ZM79 222H76L77 224L79 223V224H81L82 222V224H84V220L81 222L80 220H79ZM93 222V224H95V225H97V223H95L94 221H92ZM100 222V221H99ZM98 222V223H99ZM115 222V221H114ZM112 223V221H111V224H115V223ZM120 222V221H119ZM121 222V223H122ZM134 222V221H133ZM185 222H186V220H185ZM217 222H219V221H217ZM2 223V222H1ZM39 223H41V222H39ZM63 223V222H62ZM66 223V222H65ZM70 223V222H69ZM74 223V222H73ZM88 223V222H87ZM86 223V224H87ZM110 223V222H109ZM145 223V222H144ZM158 223V222H157ZM216 223V222H215ZM220 223H221V220H220ZM5 224V223H4ZM14 224L16 225V223L14 222ZM43 224V223H42ZM47 224V223H46ZM64 224V223H63ZM81 224V226L80 225H78V228L80 227H82L83 225ZM105 224H107V222H105ZM105 224H103V225H105ZM110 224V225H111ZM133 224H136L137 226H138V228H139V225L140 224H142L143 225V222L142 223H133ZM139 224V225H138ZM151 224V223H150ZM159 224V223H158ZM168 224H170L169 222H168ZM173 224H174V222H173ZM179 224V223H178ZM183 224H184V222H183ZM189 224V223H188ZM217 224V223H216ZM219 224V223H218ZM223 224V223H222ZM10 225V224H9ZM9 225H8V227H9ZM25 225V224H24ZM27 225V224H26ZM34 225V224H33ZM49 225V224H48ZM57 225V224H56ZM65 225V224H64ZM66 225H67V223H66ZM71 225H69V226H71ZM95 225H93V226H95ZM100 225V224H99ZM109 225V226H110ZM123 225H124V223H123ZM129 226H130V224H128ZM127 225V226H128ZM135 225V226H136ZM153 225V224H152ZM156 225V224H155ZM160 225H162V224H160ZM163 225H165V223H163ZM172 225V224H171ZM177 225V224H176ZM201 225V226H200ZM210 225V226H209ZM0 226H2L1 224H0ZM17 225L15 226V228H12L13 230L14 229H16L17 227H18ZM21 226H23V225H21ZM49 226H50V228H49ZM48 227H47V225H46V229L45 230H47V229H51V224L49 225ZM54 226V225H53ZM52 226V227H53ZM127 226H126V229H128L127 228ZM128 226V227H129ZM137 226L135 227V228H137ZM150 226V225H149ZM154 226V225H153ZM157 226V225H156ZM214 226H216L215 224H214ZM3 227V226H2ZM7 227V228H8ZM41 227V226H40ZM59 227V226H58ZM64 227V226H63ZM67 227H68V225H67ZM67 227H65L66 229H69V228H67ZM87 227H88V225H87ZM102 227V226H101ZM131 227H133V226H131ZM140 227H141V225H140ZM145 226H143V227H141V228H139V229H142L143 231H144V228ZM181 227V226H180ZM217 227H218V225H217ZM6 228V227H5ZM20 228V227H19ZM23 227H21V229H22ZM37 228V227H36ZM64 228V229H65ZM70 228H72V227H70ZM82 228H84V227H82ZM91 228H92V226H91ZM90 228V229H91ZM96 228L97 227H95V229L94 230H96ZM107 228H108V225H107ZM106 228V229H107ZM113 228V227H112ZM112 228H111V230H112ZM115 228V227H114ZM113 228V229H114ZM137 228V229H138ZM147 228V227H146ZM145 228V229H146ZM157 228H159V227H157ZM161 228V227H160ZM159 228V229H160ZM205 228V227H204ZM203 228V229H204ZM2 229V228H1ZM9 229H10V227H9ZM11 229V230H12ZM41 229V228H40ZM52 229H54V228H52ZM59 229V228H58ZM64 230V231H67L68 232V230ZM76 229V227L74 226L73 227V230H75ZM88 229V228H87ZM98 229L100 230L101 228H99V226H98ZM98 229L96 230V231H98ZM129 229H131V228H129ZM134 229V228H133ZM136 229V230H137ZM152 229V228H151ZM155 229H156V227H155ZM210 229V228H209ZM248 229V228H247ZM59 230H61V229H59ZM70 230H72V229H70ZM77 230V229H76ZM75 230V231H76ZM79 230V229H78ZM103 230V229H102ZM142 230H140V231H142ZM158 230V229H157ZM166 230V229H165ZM187 230V231H188ZM1 231V230H0ZM17 231V233L19 232V230L17 229L16 230ZM15 231V232H16ZM24 231V230H23ZM27 231V230H26ZM25 231V232H26ZM37 231H39V230H37ZM49 231V230H48ZM85 231V230H84ZM135 231V230H134ZM139 231V230H138ZM177 231V230H176ZM183 232H184V230H182ZM187 231H185L186 233H188ZM189 231H191V230H189ZM199 231V230H198ZM201 231H202V229H201ZM219 231V230H218ZM3 232V231H2ZM2 232H1V234H2ZM8 232V231H7ZM28 232V231H27ZM42 232H44V231H42ZM51 232V231H50ZM59 232V231H58ZM63 232V231H62ZM74 231H72L71 233H70V235H73V236H75V238H74V240H72L71 241V239H69V238H73L72 236H70V237H68V235L66 236L65 234H57V236H55L56 234H54L53 233V231L51 232V233H53V235H54V237H59L58 235H60V238H63V239H61V241L62 242H64L63 240L65 239V241L66 242H68V244L70 243V249L72 250H74V253H73V257L74 256H76L75 254V249L77 248H81V246L79 247H76L77 245H75V246H73L72 247V244H71V242L73 243V241H75L76 240V242H74V243H76L77 244V242L78 243H81V245H82V248L85 246V243H83V240H85V238L84 239H78V241H77V237L79 236V233H77V231L76 232H74ZM89 232V231H88ZM91 232V231H90ZM103 232H105L104 230H103ZM113 232H115V231H113ZM113 232H111V233H113ZM123 232H124V230H123ZM154 233H155V231H153ZM161 232V231H160ZM167 232V231H166ZM166 232H164V233H166ZM170 232H172L171 230H170ZM169 232V233H170ZM184 232V233H185ZM192 232V231H191ZM190 232V233H191ZM9 233H11V231L9 232ZM12 233L14 234V231H12ZM16 233V234H17ZM21 233V232H20ZM41 233V232H40ZM45 233V232H44ZM69 233V232H68ZM98 233V232H97ZM108 233H110V231H108ZM107 232H106V234H108ZM111 233H110V235L109 236H111ZM115 233H117V230H116V232ZM128 233V232H127ZM137 233V232H136ZM141 233V232H140ZM145 233H149V232H145ZM157 233V232H156ZM174 233V232H173ZM185 233V234H186ZM8 234V233H7ZM10 235L9 237L11 238V236H13L14 237V239H16L15 238V236H17V237H19L18 236V234L16 235V234H14V235ZM22 234V233H21ZM21 234H19L20 235V238H21ZM25 234V233H24ZM34 234V233H33ZM74 234H76V235H74ZM81 234H82V232H81ZM84 234V233H83ZM87 234V233H86ZM92 234V233H91ZM100 234H102V233H100ZM105 234V233H104ZM120 234V233H119ZM123 234V233H122ZM149 234H151L152 235V233L150 232ZM161 234H163L162 232H161ZM183 234V233H182ZM192 234V233H191ZM215 234V233H214ZM32 235V234H31ZM29 236L28 235V237L27 238H29V237H32V236ZM48 235H50V234H48ZM63 235V236H62ZM64 235H65V237H64ZM113 235V234H112ZM117 235V234H116ZM116 235H114V236H116ZM125 235H127V234H125ZM135 236H137L136 234H134ZM159 235V234H158ZM158 235H157V239H158ZM166 235V234H165ZM164 235V236H165ZM171 235V234H170ZM174 235V234H173ZM177 235V234H176ZM187 235V234H186ZM209 235V234H208ZM6 236V235H5ZM4 236V237H5ZM27 236V235H26ZM62 236V237H61ZM84 236V235H83ZM82 236V237H83ZM100 236V235H99ZM118 236V235H117ZM114 237V239H115V241H116V238H118V237ZM131 236H133V235H130V237ZM139 236V235H138ZM146 236H148V235H146ZM182 236H184V235H182ZM188 236H189V234H188ZM12 237V238H13ZM41 237V236H40ZM52 236L50 235V239H52V238H54V237H52ZM66 237H68V238H66ZM100 237H102V245L101 244H98V245H100L99 246V249H98V252H99V254H98V252H95V253H97L98 255H99V259H97V261H99V262H97L98 264H106L108 261H105L107 258H105V256H110V253H108L109 252V250H111L112 248H111V246L112 245H114L113 243H116L115 241H112L113 240V238L111 239L110 237H109V240L111 241V243H110V241L108 240V241H105L104 243H103V236H100ZM149 238L151 237V236H148ZM178 237H180V236H178ZM6 238H8V237H6ZM10 239V242L12 243V245L11 246H9V250H8V252H7V248H6V250H4V251H6V254L8 255V254H10L11 252H13V254L15 253V252H26L25 250L27 249V251H29L28 250V248H27V243H28V241L27 240H25L24 238H26V237H24L23 239H24V242H26L27 241V243H25V245H22L23 247H20V243L16 240H14V239ZM19 238V239H20ZM26 238V239H27ZM42 238H44L45 239V237L43 236ZM42 238H38V241L40 240V242L43 240ZM47 238V237H46ZM55 238V239H56ZM60 238H58V241L60 240ZM119 238H121L120 236H119ZM126 238V237H125ZM129 238V237H128ZM144 237H142L141 239H143ZM148 238V239H149ZM153 238V237H152ZM186 238V237H185ZM18 239V240H19ZM36 239V238H35ZM42 239V240H41ZM49 238H47L46 239V241L48 240ZM54 239V242L56 241ZM91 239V238H90ZM90 239H86V240H90ZM105 239V238H104ZM108 239V238H107ZM106 239V240H107ZM140 239V238H139ZM145 239V238H144ZM143 239V240H144ZM147 239V240H148ZM160 239V238H159ZM182 239V238H181ZM187 239V238H186ZM6 240V239H5ZM33 238H32V241H31V243H33ZM53 240V239H52ZM98 240V239H97ZM142 240V241H143ZM150 240H152V239H150ZM169 240V239H168ZM177 240V239H176ZM180 240V239H179ZM22 241V240H21ZM20 241V242H21ZM50 241V240H49ZM49 241H48V243H49ZM56 242V243H59V242ZM120 241H121V239L119 240V243H120ZM126 241V240H125ZM130 241H132V240H130ZM167 241V240H166ZM165 241V242H166ZM170 241V240H169ZM19 244H18V243ZM23 242V241H22ZM37 242V241H36ZM39 242V243H40ZM42 242H45V241H42ZM42 242H41V244H42ZM52 242V241H51ZM90 242V241H89ZM122 242V241H121ZM145 242H146V240H145ZM156 242V241H155ZM178 242V241H177ZM182 242V241H181ZM4 243H6V242H4ZM117 243H118V241H117ZM117 243H116V245H117ZM123 243V242H122ZM130 243L131 242H129V245H130ZM134 243V242H133ZM179 243V242H178ZM193 243V242H192ZM37 244V243H36ZM43 244H45V243H43ZM63 244V243H62ZM67 244V243H66ZM66 244H65V242H64V244H63V246L66 248L67 246H68V244H67V246H66ZM89 244V243H88ZM91 244V243H90ZM121 244V243H120ZM150 244V243H149ZM177 244V243H176ZM30 245V244H29ZM59 245V244H58ZM78 245H80V244H78ZM116 245H114V246H112L113 248H116ZM129 245H127V247H129ZM142 245H143V243H142ZM193 245V244H192ZM191 245V246H192ZM3 246V245H2ZM24 246L26 247V249H24ZM38 246H40V245H38ZM37 245H35V246H32L31 247V245H30V247H31V249H33L34 247H38ZM48 246H52L51 244L50 245H47V247ZM118 246H119V244H118ZM135 246V245H134ZM136 246H138V245H136ZM145 246V245H144ZM44 247V246H43ZM58 247V246H57ZM86 247H88V245L86 246ZM90 247H92V246H89V249H90ZM97 247V246H96ZM96 247H93V248H96ZM130 247H132L131 245H130ZM146 247V246H145ZM148 247V246H147ZM160 247V246H159ZM158 247V248H159ZM174 247H175V245H174ZM173 246H172V248H174ZM39 248V247H38ZM37 248V249H38ZM50 248V247H49ZM60 248V247H59ZM65 248H62L63 250L65 249ZM85 248V247H84ZM92 248V249H93ZM137 248V247H136ZM143 248V247H142ZM164 248V247H163ZM177 248V247H176ZM189 248V247H188ZM197 248V247H196ZM30 249V248H29ZM30 249V250H31ZM37 249H35L34 248V251H39V249L37 250ZM43 249V248H42ZM44 249H46V248H44ZM62 249H60V250H62ZM66 249H68V248H66ZM77 249H76V251H77ZM88 249V248H87ZM122 249V248H121ZM134 249V248H133ZM141 249V248H140ZM139 249V250H140ZM168 249V248H167ZM211 249V248H210ZM1 250V249H0ZM51 250H52V247H51ZM73 250L71 251V253L73 252ZM79 250V249H78ZM81 250V249H80ZM86 250V249H85ZM113 250V249H112ZM116 250V249H115ZM132 250V249H131ZM136 250H138V249H136ZM153 250V249H152ZM156 250H158V249H156ZM160 250V249H159ZM171 250V249H170ZM173 250V249H172ZM2 251V250H1ZM4 251H2V253H5ZM11 251V252H10ZM34 251H32L31 250V252H34ZM59 251V250H58ZM66 251V250H65ZM82 251H84L83 249H82ZM81 251V252H82ZM97 251V250H96ZM164 251H165V249H164ZM169 251V250H168ZM174 251V250H173ZM30 252V251H29ZM30 252V253H31ZM40 253L42 252L41 250L39 251ZM64 252V251H63ZM68 252V250L66 251V253ZM89 251L87 250V252L86 253H88ZM92 252H93V250H92ZM91 251H90V253H92ZM115 251H113L112 253H114ZM117 252V251H116ZM127 252V251H126ZM126 252H125V255H127L126 254ZM130 252V251H129ZM137 252V251H136ZM148 252V253H147ZM155 252V251H154ZM161 252V251H160ZM195 252V251H194ZM1 253V252H0ZM26 253H28V252H26ZM25 253V254H26ZM27 254V255H31L32 256V254H35V253H31V254ZM37 253V252H36ZM40 253H38V254H40ZM44 253V252H43ZM59 253H62V251H60ZM71 253H68V255L67 256H70L69 254H71ZM85 253V251L82 253V254H80V255H83ZM95 253H93V254H95ZM128 253V252H127ZM142 253L144 254V255H146V254H149V251L147 250V249H143L142 250ZM151 253H152V251H151ZM157 253V252H156ZM155 253V254H156ZM190 253V252H189ZM251 253H253V252H250V253H248V254H251ZM21 254V253H20ZM19 254V255H20ZM24 254V255H25ZM77 254H78V252H77ZM93 254H92V256H93ZM107 254V255H106ZM118 254V253H117ZM116 254V255H117ZM124 254V253H123ZM129 254V253H128ZM153 254V253H152ZM206 254V253H205ZM248 254H247V256H248ZM255 255L253 256V257H255V259H256V253H254ZM16 255H18V254H16ZM50 255V254H49ZM86 255V254H85ZM89 255H91V254H89ZM114 255V254H113ZM143 255V256H144ZM161 255V254H160ZM159 255V256H160ZM208 255V254H207ZM206 255V256H207ZM21 256H23V254L21 255ZM72 256V255H71ZM78 256V255H77ZM87 256V255H86ZM101 256V257H100ZM111 256H112V254H111ZM123 256V255H122ZM155 256V255H154ZM2 257V256H1ZM20 257V256H19ZM26 257V256H25ZM89 257V256H88ZM91 257V256H90ZM93 257H95V255L93 256ZM203 253H198L197 255H194L193 256V258H195V260L197 259V260H203ZM211 257V256H210ZM251 257V256H250ZM249 256L247 257V258H250ZM22 258V257H21ZM27 258V257H26ZM30 257H28V259H29ZM32 258V257H31ZM55 258V257H54ZM98 258V257H97ZM101 258V259H100ZM192 258V259H193ZM207 258V257H206ZM244 258H245V256H244ZM247 258H245L246 260H248ZM19 259V258H18ZM109 259V258H108ZM113 259V258H112ZM119 259H121V258H119ZM139 259V258H138ZM254 259V260H255ZM38 260V259H37ZM96 260V259H95ZM109 260H111V257H110V259ZM252 260H253V258H252ZM253 260V261H254ZM34 261H36V260H34ZM86 261V260H85ZM105 261V262H104ZM115 261V260H114ZM142 261V260H141ZM249 261V260H248ZM253 261H251V263L253 262ZM256 261H257V259H256ZM25 262V261H24ZM33 262V261H32ZM42 262V261H41ZM94 262V264L96 263L95 261H93ZM139 262V261H138ZM158 262H160V261H158ZM200 262V261H199ZM255 262V261H254ZM257 262H259V261H257ZM31 263V262H30ZM36 263V262H35ZM34 263V264H35ZM39 263V262H38ZM110 263V262H109ZM108 263V264H109ZM120 263V262H119ZM137 263V262H136ZM247 263V262H246ZM249 263V262H248ZM247 263V264H248ZM260 263V262H259ZM33 264V263H32ZM83 264H85V263H83ZM92 264V263H91ZM111 264V263H110ZM137 264H139V263H137ZM144 264V263H143ZM224 264H233V263H224ZM250 264V263H249Z\"/></svg>",
    "mask_w": 264,
    "mask_h": 264
}]
</instances>
